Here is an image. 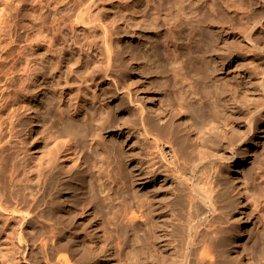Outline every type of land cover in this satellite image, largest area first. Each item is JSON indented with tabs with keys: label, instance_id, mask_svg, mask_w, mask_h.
I'll use <instances>...</instances> for the list:
<instances>
[{
	"label": "rangeland",
	"instance_id": "374dc122",
	"mask_svg": "<svg viewBox=\"0 0 264 264\" xmlns=\"http://www.w3.org/2000/svg\"><path fill=\"white\" fill-rule=\"evenodd\" d=\"M87 1L88 0H0V98L2 97L3 94L5 97L9 96L11 98L9 108L12 109L11 111H7L5 113L6 122H5V127L3 129V132L5 135L9 134V130L11 126L10 120L13 119L14 125L16 128L15 129L16 131L14 130L15 132L12 137L13 142L16 143L19 141L17 150L22 151V155L24 156H21V157L25 161V165L30 167V171H29L30 179H31L33 186L36 185L35 186L36 188H38L37 184L39 180V173H42L43 171L48 172L49 170L48 171L46 170L51 164L53 165L58 164L60 167L63 165L64 167V168L62 167L64 169L63 174L65 170L68 171L62 177L63 178L62 180L64 181L62 182L60 181L61 179L59 180L56 179V182L57 181L58 182L55 184L57 185L54 184L52 188L50 189L49 193L47 194V196L44 198L43 205L41 207L45 213L44 217L38 216L37 218H35L33 222L29 224H20V223H17L16 220L12 216H6V214L0 213V264H37V263L56 264L55 256L52 255V259L54 260L51 259L50 260L51 263H50L47 261L45 253L47 250L46 248H48L49 246L55 247L58 245L59 246L63 245L61 253L64 254L63 251L65 252L64 255H67L68 258L72 260L73 263L70 260L71 264H160L161 262H163L164 264L170 259H171L169 261L170 264H173L174 260H176L177 262L180 261L182 262L181 264H183V261H181V259L183 257L182 254L184 253L183 251L184 246L182 249L181 246L183 244L182 243L183 239L181 240V238H183L182 235L185 232V229H186L185 227L187 226V224L192 218V217H187V216H192V213L187 212L189 210H190L189 212H191V209L188 205L190 204V202H188L189 201L188 198L190 197L189 196L190 194L188 193L189 190L185 189L184 186L182 187V185H180L179 182H177L179 181L178 179L176 180L172 179L174 178V176H172L173 173L171 172L168 174H166V172L163 173L164 175H167V176H164V175L161 176L160 173L153 175V177L149 178L148 182L146 181L144 182L143 180H139V181L137 180L139 183L138 182L136 183L135 181H133L132 175L130 176V174H132L133 172L134 174H138L137 172L141 173L142 170L145 171L146 166H147L146 165L147 164L146 154L148 152L144 153L143 150L148 151L145 149H150L152 147V144H149L150 142L146 143L148 141L147 138H144L143 140L141 139L143 137H146V135L144 134L145 133L144 126L141 125L142 124L141 120L143 117L141 114L142 113L141 108H145L147 112L149 111V113L152 112L151 114L153 117L155 116L153 115L155 113L156 114L155 118L157 119H161V116H165V117L167 116V119H168L170 117V114H172V111H173L171 108L174 109L175 107L176 111L179 110V107H176L179 105L177 100L180 99L179 102L182 100L183 101L187 100L186 98H188L190 94L194 96V92H195V94L196 93L198 94H196L194 97L190 96V98H188V100L189 99L190 100L189 101L187 100V101L191 102L194 99L192 101L193 103L191 102V108L193 109V107L195 108L197 107V109L194 108L193 112H195V110L198 111L202 109L200 110V113H201V111H204V106H205V104L203 105L204 103L203 100L205 98H202V97L206 94L207 97L206 95L204 97H206V100H209L208 104L209 105L211 104L210 105L211 111L216 112L217 110H220L222 114L224 115V117H222V115H220L221 117L220 116H217V117L214 116V117L220 118V119L224 118L223 120L225 122L222 119L221 120L224 123L220 121V119H216L217 121L214 120L213 115L215 113L213 115L207 116L205 115L206 113L203 114L205 112L204 111L203 113L200 114V115L203 114L202 115L203 118L206 119L208 117L207 119H209L212 116L211 117L212 119L210 118L209 121L210 120L213 122L220 121L221 123L220 124L218 122L215 125L214 124L211 125V123H213L211 122L209 125H211L210 127H212L211 129L212 131L210 130V127L206 130L205 128L208 125L207 119L203 120L201 118L204 122L207 121V123H204L203 121H201L200 123V121H198V118H197V122L199 124L196 122L195 125L191 126V124L189 125L188 124L189 122L185 118L182 117V114L179 112L180 111L179 110L177 111V113L179 112L177 119L179 120L182 119L180 120V122L182 121L181 122L182 124L183 122H185L186 126L185 124L183 125L184 130L187 127V130L191 129V132H192L191 133L189 130L188 131L185 130L184 133L182 132L181 134L190 135L192 136L191 137L192 139L193 137H195L193 139L194 141L192 140V143L195 144L196 142L197 145L195 144L194 147H196L197 152L201 150L203 151L204 148L205 149L203 152H206V151L210 152L209 150L211 149L210 145H207L205 142L204 143L209 148L205 147V145L201 146L202 144H204L203 140L200 141V139H203V138L199 136L200 135L199 130L202 128L206 130V131L203 130V132L204 133L206 132L207 136L211 135L213 137L218 136L219 138H222L223 143L220 141L221 139L216 137L217 139H219L217 140V142L219 141V146L217 145L219 148L216 149L217 146L216 148L212 147V150H211L212 152L214 150L217 151L219 149L221 152L218 151V153L230 151V148H229L230 146L229 147L227 146L229 145L231 141H227V140L230 137L232 138V136H235V139H231L233 142L234 140H236L235 143L242 141L244 135L248 132V130L246 129L248 128L246 127L247 124H245L247 123L246 122L247 116L251 114L252 112H255L256 109L259 108L258 107L260 106L259 104H261V106L264 104V101H263L264 99L261 97V96H264V91H263L264 87L262 88L261 86V83H262L261 81L264 82V71H263L264 70L263 69L264 68V54H263L264 53V0H94L95 2L94 1H93L94 3L92 2L93 4L91 5L90 12L85 13L83 16H81L80 11L83 8V6H85ZM106 29L108 32H106ZM247 37H249L251 40L248 39ZM253 40H255V42ZM205 43L207 44V46ZM49 44L52 45V48H49ZM110 45L112 49L114 50L113 53L117 54V51L119 50L118 51L119 53L117 54L118 58L115 57L116 55L112 53L113 59L111 60V65H113L114 67L112 66L111 72L110 71L106 72L107 70L103 72V70L106 69V65H107L106 63L108 62V59H109L108 58L109 56L108 46ZM209 46H211L212 49L214 48L217 54L214 53L215 52L214 49L212 53V49ZM205 47H206V50H205ZM251 47L253 49H251ZM198 49L200 50L201 53L199 52ZM221 49L225 51L226 57L224 55V51H222ZM207 50L209 52H207ZM220 50H221V53L223 54L219 52ZM257 50H259V52ZM120 52L122 54H120ZM218 52L219 54H221V57L220 55H218ZM185 53L186 54L188 53L187 56ZM191 53L192 54L195 53V56L194 54L190 55ZM202 53H207V54H203L205 56H203L200 60H203L204 63L208 64V67L207 66L206 67L209 69L204 67L205 65L202 63L203 61L200 62L199 60L200 56L197 57V54L201 55ZM119 54L121 56H119ZM182 56H183V60H181L182 58H180ZM116 58L117 60H115ZM163 58H165L166 60L164 59V61H162ZM188 60H190L191 63ZM207 60L209 62H206ZM168 61H170L171 63ZM179 61L180 62L182 61L183 63L178 64ZM192 61L194 64L197 63L196 65L197 67L201 64V68H203V70L205 71L207 70L208 71V72L206 71L207 73H211L212 71L211 76L210 74L208 75L203 70H201L200 76L199 75L196 76L197 71H198L197 74H199L200 70L198 69H200V67L197 68L194 64H192ZM161 62H162V65H160ZM164 62H167V63H164ZM188 62L190 64H188ZM173 63L176 65H174ZM184 63L190 66L187 65V67H185ZM166 64H167V67H164L166 66ZM168 64L171 66V68H169L170 66L168 67ZM177 64L183 65L182 68L181 66H177ZM173 66L174 67L176 66L175 69L178 72V74L180 73V75L176 74L175 69L173 70L174 68ZM162 67L164 68L161 69ZM194 67L197 69H194ZM168 68L171 70H168ZM183 68H186L185 69L186 71ZM191 68L195 70V71L193 70L194 73H192L193 71ZM260 70L262 72H258ZM182 71H184L183 75L185 76V78L182 75ZM202 71L205 72L204 74L206 76L208 77L210 76L209 81L207 80L208 77L204 76V78H206L208 82H206V80L203 77H201V74L203 73ZM213 72L215 73L213 74ZM106 73H108L109 75L113 74L109 76L110 78L108 79V81H107L108 74ZM191 73L193 74L192 77H191ZM8 74H9V77L14 78L13 82L10 84L11 86L10 90H6V87L9 84H6L5 78ZM100 74L102 75L103 81L100 78L101 77ZM94 75L96 76V78L95 77L93 78ZM114 75H116L115 76L116 78L118 75H121V76H119L118 77L119 79L117 78L118 79L117 80L115 77H113ZM123 75L124 77H122ZM162 75L165 77L164 79ZM179 76L180 78H184L182 79V81L185 80L186 82L188 81L186 78L192 79V81L190 80V82L191 84L193 83L194 84L193 86L191 84L190 85L196 89L189 87L190 82L186 83L183 81V83H181L182 81L178 80L180 78H177ZM196 77L197 78L199 77V78L197 79ZM176 78L180 82L176 81ZM216 78H219V79L217 80ZM91 79H93V81ZM142 79L144 81H142ZM200 79L203 81H200ZM111 80H113V83H114V84L112 83L113 85H111V82H112ZM119 80L121 81L119 82ZM196 80L198 81L196 82V84L198 83L197 84L198 86L194 82ZM135 81L136 82L138 81V83H136ZM164 81L166 82V84L168 83V85H170L167 87H170L171 89L175 87L176 89L174 88L171 90L170 88L166 87L165 83L163 84L160 83ZM215 81L216 83H214ZM115 82L117 84L119 82V86L115 84ZM124 82L126 83V85ZM127 82L128 84L130 83L131 85L134 82L133 83L134 85L131 86L132 88L129 87L130 84L127 85ZM158 82L160 85L162 84L161 86L163 87L165 85V92L163 91L164 90L163 87H161L158 90V88L156 87L158 86ZM201 82L204 84L206 83V87H204V84H202ZM212 82L214 83V85L217 84V86L218 85L223 86V89H224V85L226 84L228 87L225 85L226 90L225 89L224 90L227 91V94H225L226 92L223 91L221 86H219V88L221 87L220 88L221 90L218 89L220 91H218L217 89L215 90L217 86L216 85L214 86ZM255 82L258 84V86L257 84H255ZM120 83L121 84L124 83L123 84L124 86L120 85ZM135 83L137 85H135ZM153 83L155 85H153ZM171 83L172 85L176 83L175 84L176 86L171 87ZM179 83L181 84L180 87L178 86L180 85ZM239 83L240 84L242 83L241 84L242 86L239 85V86H236L237 88L234 87L235 89L232 88L233 86L238 85ZM200 84L201 86L204 87V88L202 87L203 89L201 88V86H199ZM229 84L233 86L229 87ZM93 85L94 86L96 85L95 86L96 90L94 89V91L92 89V88H95ZM108 85L111 87L113 86V87L111 88ZM114 85H115V90H117V92L115 90H112L114 89ZM102 86H105V87H102ZM125 86H127L126 87L127 90L125 89ZM128 87L130 89H128ZM145 87H147V89ZM100 88L102 89V91H104V94ZM119 88H122V89H119ZM148 88L150 89L148 90ZM197 88H198V92H197ZM228 88L229 90H227ZM230 88H232L233 91ZM134 89H135V92L133 93V91L131 90H134ZM199 89H201L200 90L201 93L199 92ZM124 90L128 91V98L126 97L127 95L125 94L127 92ZM185 90H187L188 95L186 94ZM191 90H194V91L191 92ZM205 90L208 92H206ZM209 90L211 91L215 90V92L212 91L213 92L212 94V92ZM110 91L111 93H114V94L112 95ZM168 91L169 92L171 91L172 93V94L170 93L171 95L168 94L169 96L166 95ZM176 91H177V95H176ZM181 91H183L182 94H186L187 96L186 98H184L185 95H182L181 97L179 96V93L181 94ZM221 91L223 92L221 93ZM108 92L110 93V95L108 94ZM244 92L245 94H243ZM95 93L96 95H98L97 99L101 100V102L103 101L102 102L103 104L99 100L95 101L97 97ZM129 93L132 99L130 98ZM215 93L217 94V96L219 93L221 97L219 95L217 98V96H215L216 95ZM105 94H107L110 97H106L107 95L105 96ZM209 94L210 95L212 94L213 96L210 97ZM121 95H122V98L126 97V100L124 99L125 102L127 103L129 102L130 104L129 103L128 104L126 103V105L123 104L125 102H123V100L121 101L122 99ZM240 95H242L241 97L243 99L246 98L247 100L245 99L246 100L245 101L242 98H240ZM147 96H149L150 98ZM172 96L176 99L177 102L174 100V98H172ZM208 96L209 98H211L212 101L208 99ZM136 97H138L139 99L141 97L144 100L140 99L138 101V99H135ZM146 97L148 99H146ZM162 97H165L167 99L169 98V100L167 101V99L163 98L164 100H166L164 101L162 100ZM182 97L183 99H181ZM212 97H214V100ZM151 98H153V100ZM252 98L253 99L255 98V101L257 100L256 102H258L259 104L257 103L258 105L256 104L254 105V102H255L254 100H252L253 103H251ZM259 98L261 99L260 101H258ZM127 99L129 100L127 101ZM215 99L217 103L215 102ZM224 99H227V101L229 102L225 101ZM239 99L240 100L242 99L241 101L243 104H241V101ZM248 99H249V102L247 103ZM93 100L95 101V103L93 102ZM198 100H200V102ZM218 100L219 102L220 101L224 102V104L221 102L219 103ZM104 101H106L105 104H104ZM118 101H120L122 105H119L120 102L119 104H117ZM136 101L141 102V103H138ZM169 101H172L173 103L171 102L172 103L171 104L169 103ZM132 102H136V104L137 103L140 104L141 107L140 106L138 107V105H136L135 103L133 105ZM160 102L162 103L160 104ZM165 102L166 103L168 102L169 104L167 103V106H166ZM245 102L248 104L246 105L249 107L247 109H246L247 106H245ZM142 103L145 107H143ZM238 103L241 104V107H239L240 105ZM107 104L109 105L108 108H107L108 106ZM170 104L171 105L175 104V105L173 107ZM212 104L214 105L212 106ZM216 104L219 107H221L222 104L223 105L228 104L231 107L229 106V109H228V107H226L228 105H225L224 106L225 112H223L224 111L222 108L223 106L221 107V109L223 110L222 111L219 107H218L219 109H216L217 108ZM218 104H221V105H218ZM103 105H104V108H103ZM135 105L139 109L137 108L135 109L134 107ZM146 105H148L149 108ZM161 105L162 107L164 106L163 110H161L162 109ZM242 105H244L243 107L245 108H242ZM253 106L255 107L257 106V108ZM110 107L111 109H109ZM165 107L167 108L166 109L167 111L164 110ZM205 107L207 108L206 110L208 111L206 112L208 113L209 106H205ZM113 108L117 110L114 112ZM212 108L213 109L215 108L214 109L215 111H213ZM105 109L109 110L108 114L105 113L108 111V110L105 111ZM129 109H131L130 113H129ZM150 109H152L153 111L152 110L150 111ZM249 109L250 110L254 109V110L250 111ZM110 110H112L111 113H110ZM132 110L134 112H132ZM138 110H141V113ZM159 110H161L164 114L165 113L166 114L164 115L161 112V115H160ZM220 111H217L218 112L217 114H220L221 113ZM135 112L138 113V115L137 114L135 115L136 119L135 117H133V114H135ZM245 112H248V114H246ZM10 113L12 114V117L9 116ZM128 113L129 115L131 114L130 116L132 117H130ZM226 113L229 114L228 117ZM243 113H245L246 115ZM260 113L261 114L259 116H262V117H260V120L258 118L259 116L257 117L258 118L256 120L257 122L255 121V125H254L256 128L253 134L247 140H245L244 142H240V145H238V148L240 147V150H244V152L241 151L238 157L234 159L233 161H224L222 162L223 164L221 163L220 168L218 167V173L216 174V177H214L217 179V180L215 179L216 181L213 178V174L211 175L210 173L209 174L210 176L208 175L206 176L205 174L204 177L206 178V180L203 178L205 181L201 180L200 182V186H202L203 184L202 186L203 188L207 187L204 185H209V180L211 177L213 178L214 182H216V184L223 182L222 184H219V185H216L214 183V186L215 188H217V190H219L218 188H221L220 186L222 185L223 191L224 192H226L225 190L228 191L227 194L225 193L226 195L224 194L225 198H223L224 196L220 197L221 200L220 198H218V200L221 202L219 203L220 206L225 201V200L224 201L222 200L226 199V196L229 193H230L229 197L231 198L227 197L226 201L234 197L233 201L228 200L234 204L230 202L229 204H227L228 202L225 201L226 203L224 202V205L226 204L227 206L225 208L223 207V205L221 206L224 209L223 210L221 208L223 212H219L221 214L220 218L221 219L224 218V220L222 219L223 220L222 222H219L221 219L218 218L220 216V214L218 213L217 215L219 216L215 215L214 216L215 218L213 217L215 222H217V224L213 222V218L211 219L213 223L211 222L212 224L210 225V229L214 227L212 226L214 224H215L214 228L216 229L212 228L211 231H214L216 233L217 230L220 228L219 230L221 231H218L217 233V235L219 234L218 236L220 239L218 237H215L217 235L214 232H213V236L215 235L214 239L213 237H211V239H209L210 241L207 240L208 237H205V233H203L204 235H201L198 239L200 240L199 242H201L203 240V239H200L202 236L207 238V239L204 238L206 241L203 240L205 242L202 241L201 243L206 244V242H208L206 244L207 247L205 246V244L203 245L206 248H208V251L210 250L209 251L210 255L212 251L213 252L212 254L214 256L213 257L211 255L212 257L211 258L209 255L210 258L206 257L207 259H205L206 261L208 259H212L214 261L212 260L211 261L214 263H211L210 260H208L207 262L204 260L205 262L204 264H207V263L216 264V262L218 261H220L218 262V264H264V186H263L264 184L263 185H261L262 183L259 184L261 185V187H259L258 185V188L257 186H255L256 184L250 185L251 189L253 190V192L251 190V194H253L254 192L256 193L251 197L250 196L247 197V193H245L246 189L244 188L247 185L246 181L248 178H250L249 181H252L253 177L254 178L256 177L257 175L256 172H258L257 167L264 168V160L258 158V156L259 157L261 156V158L264 159V109ZM102 114H103V118L101 119L103 121L100 119V117H102ZM158 114L160 115V117H158ZM242 114L245 118V119L243 118L244 121L243 119L241 120V117H243L241 116ZM107 115L109 116V118L107 119L108 121L105 119V117L107 118ZM114 115H117V116H115L114 118ZM70 116L73 119H71ZM127 116L130 117V119ZM229 116H230V119H229ZM237 116L238 117L241 116V117L238 118ZM111 117H113L116 120L114 121V119L113 118L111 119ZM116 117L118 118V120ZM121 117L124 119L127 118V120L122 119V122H121ZM68 118L71 121L73 120L72 121L73 123L75 122L76 119L78 120V121L76 120L77 122L76 132L77 133H74L75 131H73V133L68 132L67 134V132L66 133L62 132L60 134L61 132L60 129L63 128L67 122H69ZM132 119H135L136 121L138 120L141 123L138 121L136 122L134 120L136 124L135 126V124L133 123L134 121ZM167 119L164 118V120H167ZM31 120H34L35 122V126H34L35 129L32 133L28 131V129L31 127V124H30ZM110 120L111 121L113 120V121L111 122ZM119 120L120 122H118ZM227 120L228 122L226 123ZM123 121H126L127 124ZM130 121L131 122L133 121L131 124H134L133 125L134 127H131V125L128 124V122L130 123ZM122 123L124 126L122 125ZM137 123L140 124V126L139 125L137 126ZM100 124L102 126L104 124L105 125L107 124V125L106 126L104 125V128H102ZM197 124L199 126H197ZM200 124H201V127L205 124L207 125L201 128ZM222 124L225 126V128ZM226 124L228 125V127L226 126ZM79 125L80 127H78ZM229 125H231V128L229 127ZM99 126L100 128H102V130H99L100 129ZM107 126H109L111 129L110 128L107 129ZM194 126L195 127L197 126L196 128H198V130L195 129ZM215 126L217 129L218 128L220 129L216 130ZM232 126L233 127L235 126L234 128L236 130H234ZM155 129L153 131L154 133L157 130ZM225 129L226 131H224ZM237 129L238 131L243 129L241 130V132L244 131L245 129L246 132L245 131L243 132L245 133L244 135L243 133L241 134L240 132H238L239 136H237L238 134L234 133L235 131L237 132ZM140 130L141 131L144 130V131L140 132ZM213 130L216 133V134L215 133L213 134L216 136L212 134ZM233 130L234 132H231ZM207 131H209L211 134ZM217 131L219 132V134H217ZM221 131H224V133ZM100 132L101 133L103 132L102 135L100 134ZM158 132H160V130L156 131V133ZM226 132L227 134L232 133L233 135L232 134H231L232 136L229 134L226 135ZM15 133L17 135H15ZM142 134L144 135L142 136ZM196 134L198 135L199 138L196 137L197 136ZM204 135L205 134H203V136ZM222 136H224V138ZM7 137H9V135ZM186 137H184L183 139L187 140ZM225 138L226 140H224ZM137 139L140 144L142 143V141H144L142 143L144 147H141L142 144L140 145L137 142ZM186 140H184V142ZM200 142H202V144ZM223 144L226 146H224ZM167 146H166V151L169 150L168 152H170V147H167ZM223 146L227 147L226 150L225 148L224 149L222 148ZM121 148L122 150H124L123 152ZM207 148L209 150H206ZM107 149H110V150H107ZM119 149L121 150V153ZM139 149L144 154H140ZM111 150H112L111 152L112 155L110 154ZM135 150L139 152L135 153ZM118 152L120 155H117V156L114 155V154H118ZM123 153L125 155H122ZM128 153L129 155H127ZM131 153L133 155L135 154L134 157ZM136 154L137 155L139 154L140 157L144 156L143 157L144 162L142 161V157L140 158L138 156L139 157L138 158ZM109 156H110V159L115 156L113 159L110 160L111 163L113 162L112 165L114 169H112V165L110 166L111 163L110 162H109L110 164L108 163ZM105 157L106 159L104 161L103 158ZM117 157L118 159L120 158L119 161H117L118 160ZM124 157H127L128 159L125 160ZM256 157L257 159L262 160L263 164L261 161L258 162V160L254 159ZM121 158L122 160L125 161L126 164H124V161L123 162L121 161ZM80 159H82L81 162H80ZM86 159L88 160V162H86ZM152 161L154 162L156 161V159L154 158ZM104 162L107 163L110 167ZM253 162H256L257 166L254 165ZM120 163H122L123 165L120 166L121 165ZM162 164L163 166H165L164 163ZM224 164H226V166ZM104 165L107 167H103ZM125 165L126 166L128 165L127 166L128 168ZM52 166L50 167V169L52 168ZM101 167L104 170L99 169ZM124 167L125 169L128 170V173L126 172L127 170H125ZM74 168H76L77 170ZM139 168H142V170H140ZM251 168H254L252 169L253 174L250 173L252 171ZM121 169L123 171H121ZM219 169L220 171L223 170L226 178L224 177L222 171L221 173H219L220 172ZM78 170L80 174L79 173L77 174ZM82 171L83 173H81ZM100 171H102L101 172L102 175L101 173H99ZM119 171H120V174L122 173V175L119 174ZM85 172L87 173L85 174ZM123 172L124 174L126 173V175H123ZM115 173L118 175H115ZM96 174L97 175L100 174L98 175L99 177ZM219 174H220V177H219ZM248 174L251 176L249 177ZM119 175L121 178L119 177ZM217 175H218V178H217ZM125 176L127 177L125 178ZM66 177L68 178L65 180ZM122 177L124 179H122ZM164 177H167V178L164 179ZM22 178H23V170L22 168H20L16 175L15 181L13 182V185L11 184L10 176H8L7 182L9 183V186L11 188L13 187L17 188L16 191H20L24 196H26V201L31 203L32 198H33L31 193L25 190H19L20 186L23 184V182L21 181ZM131 178L134 183L130 180ZM222 179L224 180L222 181ZM243 180H245V183ZM119 181L121 183L124 181L123 185L126 184L130 186V188L128 187L125 188L124 186V190H123V185H121ZM141 181L143 184L141 183ZM202 181H204V183ZM224 181H225V184H224ZM174 182H176L177 185L171 184ZM226 182L230 183L231 185L230 191L233 193L229 192L228 188L230 185L229 184L227 185ZM118 183H120L121 186H119ZM160 183L163 185H161ZM168 184H171L172 186ZM99 185H101L102 189H104L103 190L104 192L102 191ZM159 185L161 186V188L163 187L162 190H160ZM167 185L169 188L171 187L172 189L170 188L171 190H169ZM178 185L181 186L182 188L179 187ZM54 186L55 188H53ZM59 186L60 187L62 186L61 187L62 189ZM164 186L166 187L167 190L164 189ZM173 186H177L179 188H175ZM254 186L256 187L255 189H254ZM111 187L113 188L111 189ZM155 187L156 189H154ZM134 188L137 190H134ZM157 188L159 190H157ZM126 189L128 190L125 191ZM173 189L174 191L175 190L177 191V189H180L181 191L183 189L181 191V192L184 191L182 193L183 195L181 196V200L183 202L187 198L188 204L186 203L185 205L187 206L185 207V205L183 206L185 201L183 203L180 201L179 205L182 203L184 210L182 206L178 207L179 206L178 204L172 205V206H175V208L170 206L175 211L173 209L171 210V208L169 207V205H171V203H169V200H171V196L173 197L174 193H176V191L174 192ZM222 189H220V191H222ZM91 190L93 191V193ZM34 191H36V189H34ZM129 191L131 192V194ZM135 191H137L136 195L134 194ZM148 191L149 193H151V194H148L150 195L149 197L148 195H146ZM126 192L129 194H127ZM95 193H98V194H95ZM185 193H188L189 195L187 196ZM104 194H105V197H104ZM107 194L108 195L110 194L108 197L112 196L110 198L112 201L110 199H107L108 198ZM132 194H134L135 196ZM245 194L246 196H244ZM98 195H99V198L97 197ZM93 196L95 199L93 198ZM151 196L154 198L153 200H151L152 199ZM161 196L163 198L164 197L167 198L168 196L170 197L169 199L167 198V200L163 199L164 200L163 202L166 201L165 202L166 204L163 203L160 206L163 209L160 207L159 208L153 207L154 209H150L148 208L149 205L148 207L145 206L149 204L150 201L155 203L156 198L160 197L162 200ZM249 197L250 199H248ZM105 198L106 200H104ZM145 198L147 199L145 200ZM108 200L111 202H109ZM126 200H130L128 201L129 202L128 205L125 204L127 202ZM132 200L133 201L135 200V201L133 202ZM137 200H138V203H137ZM139 200L141 204L139 203ZM141 200L143 204L145 201L147 202V204L143 205ZM104 203L105 205H103ZM130 203L133 205L130 206L129 205ZM124 204L127 206H124ZM230 204H232V207L229 206V208L226 209L228 205ZM136 205H137V208H136ZM138 205L139 206L141 205V207H139ZM219 205H217L218 208H220ZM233 205L235 207H233ZM107 206L108 207L110 206L112 208L110 207L108 208ZM176 206L180 209H176ZM126 207L127 209L130 207L129 213ZM164 208H166V210ZM221 209H218V210L222 211ZM118 210L121 213H119ZM124 210L127 212H124ZM152 210L153 212L157 211L158 213L155 214L156 212H154L153 214ZM180 210L183 211L184 214L181 213ZM178 211L181 213V216L183 214L186 218L184 216H183L184 218L182 219L178 218V217H181L177 215L179 213ZM224 211L228 212V214H226V212ZM97 212H99L101 216ZM122 212H124V214L126 213L125 215L129 217L128 219L130 220V223H128L129 220L127 219L126 216L122 218L124 215ZM114 213H118V214H114ZM97 214L99 216H97ZM148 214L149 216L150 214L151 216L153 215L152 217L150 216L151 219L153 218L161 222L160 223L161 225L158 222V226H162V225L165 226L163 227L166 229V232L164 233L166 235L163 237H167V238H163L162 236H160L161 232L159 230H162L161 229L162 227H160V229L158 230L157 229L158 226L153 227L154 224L151 226L153 219L151 220L150 217L148 216H146L145 218V215H148ZM187 214H191V215H187ZM60 215H62L61 217L65 219L62 221V223L56 224L55 223L57 221L56 217ZM114 215H116L115 218H114ZM132 215H136L137 218L133 219ZM172 215H175V216L173 217ZM157 216H159L160 218ZM166 216L169 219L170 218L173 219L176 217V219L178 218V220L174 221L176 219H173V221H170V220H167ZM120 217L122 220L120 219ZM111 218L116 219V224L118 223L117 222L118 220L121 223L122 222L124 223L126 221V223L124 224L126 226L129 225V227L128 228L125 227L126 228V231H125L123 223L122 224L118 223L116 225L114 223L115 220H112ZM161 218H164V219H161ZM146 219L148 220L150 219L149 220L150 222L148 223V220L147 222H145ZM159 219H161L162 221ZM142 220L144 222H142ZM184 220L188 223H186ZM44 221L49 222V223L50 222L55 223L56 226L46 225L44 224ZM168 221L169 223H167ZM162 222L163 223L165 222L166 224H163ZM171 222H173V224L175 222L177 223V225L181 224L179 227H177V229L178 228L181 229L182 227H184L182 228L183 231H180V233L183 232V234L179 235L178 233L179 229H178L176 236L179 235V237L178 236H177L178 238L175 237L176 240L181 242V244L178 241H175L174 237H171V236L169 237L168 235L169 233L167 232V230L171 231L170 229H172V225H173ZM184 222H185V225L182 224ZM220 223H221V226H224V227H221ZM167 224L168 226L166 227ZM119 225L121 226L119 227ZM130 225L132 226V230H131L132 232H129L131 229ZM216 225L219 226L218 229ZM226 225L227 226L233 225V227L230 226L232 228L231 229L232 233L230 231V228H228L229 226L226 227ZM144 227L145 228L148 227V228L145 229ZM149 228H151L153 231ZM227 228L229 229L230 233H228ZM222 229L223 231H225V229L227 230L223 232ZM154 230H155V233H154ZM149 231H152L151 232L152 234H149L148 233ZM21 232L24 233L25 241L20 240L19 236ZM145 232L148 234H146ZM143 234L144 235L146 234L145 235L146 238H147V235L148 237L149 235L150 236L154 235L153 237H155V234H156V237L159 235L160 238L162 237L163 239H160L159 237H157L158 239H160L157 241V238L154 240L153 237L152 238L149 237L148 238L149 240L147 239L148 241L147 243L149 244L146 243V245H144L146 238L143 236ZM228 234L230 235V237ZM60 236L62 239L60 238ZM228 237L230 240L227 239ZM127 239L129 240L128 242L129 244H127V241H128ZM152 239L154 240V242H156L155 244L152 242L153 241ZM215 239L216 241L217 240L218 241L216 242ZM225 239L229 241L228 244H226L228 246L224 245L225 243H227ZM167 240L169 242L168 245H170L171 247L173 246L175 248H171L170 246H168L167 243H165L167 242ZM223 240H225L224 241L225 243L222 242ZM211 241L212 242L214 241L213 242L214 244L211 243V245H214V246L216 245V248L211 245H208L209 242ZM175 242H177V244H179V247L181 248L178 249V245ZM215 242L216 243L219 242L218 243L219 246ZM124 243H126V246ZM142 243L144 246L141 245ZM160 243L162 244L160 245ZM174 243L177 245V247ZM201 243L199 244L200 246H202ZM220 243H221V246H220ZM88 244L90 247L88 246ZM93 244L94 246L92 247L91 245ZM150 244L152 246L154 245V249L155 248L156 249L154 250ZM222 245L224 247H222ZM44 246L46 248H44ZM140 246L144 247V250H145L144 253H146V256L147 254H151V251L153 253V250H154V254L148 255L145 258L143 251L140 250L141 249ZM146 246H148V249L146 248ZM166 246L168 247L164 249V247ZM208 246H211V247H208ZM69 247L71 248L69 249ZM122 247H123V251H121ZM150 247H152L151 248L152 250L150 249ZM103 248L105 251L103 250ZM210 248H213V249L211 250ZM214 248L218 251V254H221L220 255L221 257L219 256L220 260L218 256H216L217 253H215L216 250ZM89 249L91 250V252H89ZM159 249L160 250L162 249L161 250L162 252ZM176 249H177V252H176ZM222 249L224 250V252ZM99 250L103 251V254ZM180 250H182L183 253L182 251L180 252ZM219 250L222 253L221 252L219 253ZM155 251L158 253L155 254L156 253ZM169 251L173 255H177L178 257H179L178 252L182 253L181 254L182 257L181 256H180L181 258L180 257L176 258V256L173 257ZM95 253H101V254H95ZM83 254L84 256H82ZM44 255H45V258H44ZM155 255H157L156 256L157 259L152 258V257H155ZM161 255L162 256L164 255L163 258H161L162 257ZM150 256L152 257L150 258ZM148 257L150 258V260ZM158 257L160 258L158 259ZM168 257L170 259H168ZM28 259L29 261H25ZM37 259H39L41 262ZM177 259H180V260H177ZM177 262H175L174 264H178Z\"/></svg>",
	"mask_w": 264,
	"mask_h": 264
},
{
	"label": "bare ground",
	"instance_id": "6f19581e",
	"mask_svg": "<svg viewBox=\"0 0 264 264\" xmlns=\"http://www.w3.org/2000/svg\"><path fill=\"white\" fill-rule=\"evenodd\" d=\"M94 0H88L87 2H86V4H85V6H83V8L81 9V11H80V15L81 16H83L85 13H89L90 12V9H91V5L95 2H93ZM93 2V3H92ZM254 29V28H253ZM106 32H108L107 31V29H106ZM249 32V31H248ZM247 34V33H246ZM249 37H250V35H249ZM249 37H247L248 39H250ZM251 38H253V37H251ZM251 40V39H250ZM205 41V40H204ZM254 42H255V40H253ZM50 42V41H49ZM250 42V41H249ZM203 43V42H202ZM252 43V42H251ZM206 44V43H205ZM258 45V44H257ZM204 46V45H203ZM206 46H207V44H206ZM200 47V46H199ZM209 47H211V46H209ZM49 48H52V45L51 44H49ZM192 48V47H191ZM190 48V49H191ZM201 48V47H200ZM203 49V48H202ZM208 49V48H207ZM211 49H212V47H211ZM214 49V48H213ZM213 49H212V53H213ZM251 49H253L252 47H251ZM257 49V48H256ZM195 50V49H194ZM199 50V49H198ZM205 50H206V47H205ZM222 50V49H221ZM221 50L219 51L220 53H221ZM260 50V49H259ZM259 50H257L258 52H259ZM108 51H109V56H108V62L105 64L106 65V69H104L103 70V72L105 71V70H107L106 72H108V71H110L111 72V68H112V66L113 65H111V60L113 59L112 58V53L114 52V50L112 49V47H111V45L110 46H108ZM119 51V50H118ZM117 51V54L119 53ZM196 51H197V49H196ZM196 51H195V53H196ZM204 51V50H203ZM214 51H215V49H214ZM222 51H224V50H222ZM253 51V50H252ZM261 51V50H260ZM187 52V51H186ZM191 52H193V51H191ZM199 52H200V50H199ZM206 52V51H205ZM207 52H209L208 50H207ZM219 52H218V55H220V57H221V54H223V53H221V54H219ZM256 52V51H255ZM182 53V52H181ZM195 53H193L194 54V56H195ZM198 53V52H197ZM201 53V52H200ZM199 53V54H200ZM214 53H216V51L214 52ZM263 53V52H262ZM113 54H115V53H113ZM117 54H115L116 56L115 57H117L118 58V56H117ZM120 54H122L121 52H120ZM119 54V56H121ZM186 54V53H185ZM188 54V53H187ZM187 54H186V56H187ZM192 53L190 54V55H193ZM199 54H197V57H199L200 56V58H199V60L203 57V56H205V55H203V54H207V53H202L201 55H199ZM217 54V53H216ZM226 54H227V52H226ZM264 54V53H263ZM181 55V54H180ZM211 55V54H210ZM224 55H225V51H224ZM224 55H222V56H224ZM229 55V54H228ZM193 56V57H194ZM191 57V56H190ZM207 57V56H206ZM210 57V56H209ZM209 57H208V59H209ZM214 57V56H213ZM225 57H226V55H225ZM117 58L115 59V60H117ZM180 58H182L181 60H183V56L182 57H180ZM215 58V57H214ZM164 59L165 58H163L162 59V61H164ZM188 59H190V58H188ZM223 59H224V57H223ZM166 60V59H165ZM192 60H193V58H192ZM212 60V59H211ZM188 61H190V60H188ZM196 61H197V59H196ZM203 60H200V62H202ZM168 62H170V61H168ZM199 62V61H198ZM206 62H209L208 60L206 61ZM164 63H167V62H164ZM171 63V62H170ZM179 63H183L182 61L180 62H178V64ZM190 63H191V61H190ZM189 62H188V64H190ZM205 66L204 67H208V64H206V63H204V61L202 62ZM116 64V63H115ZM174 64V63H173ZM177 64V66H181V68H182V66L183 65H178ZM188 64H185L184 63V65H185V67H187V65ZM192 64H194L193 63V61H192ZM192 64H191V66H192ZM199 64V63H198ZM160 65H162V62L160 63ZM174 65H176V64H174ZM195 66L197 65V63H195L194 64ZM170 65L168 64V67H169ZM188 66H190V65H188ZM203 66V65H202ZM114 67V66H113ZM161 67V66H160ZM164 67H167V64H166V66H164ZM164 67H162L161 69H163ZM174 67V66H173ZM172 67V68H173ZM176 67V66H175ZM175 67L173 68V70L175 69ZM197 67V66H196ZM198 67H200V69H198V70H200L199 71V74H197V72H196V76L197 75H199L200 76V72H201V70H203V68H201V64L198 66ZM197 67V68H198ZM206 67V68H207ZM169 68H171V66L169 67ZM168 68V70H171V69H169ZM178 68V67H177ZM188 68H190V67H188ZM197 68H195L194 67V69H197ZM184 70L186 69V68H183ZM183 69H181V70H183ZM192 69V71L194 70L193 68H191ZM191 69H190V71H191ZM205 69V68H204ZM207 69H209V68H207ZM260 69V68H259ZM262 69V68H261ZM264 69V68H263ZM166 70H167V68H166ZM165 70V71H166ZM180 70V69H179ZM189 70V69H188ZM115 71V70H114ZM161 71H163V70H161ZM186 71V70H185ZM195 71V70H194ZM194 71L192 72V73H194ZM203 71H205V70H203ZM202 71V72H203ZM207 71V70H206ZM205 71V72H206ZM264 71V70H263ZM158 72V71H157ZM160 72V71H159ZM171 72V71H170ZM174 72V71H173ZM175 72H176V74L177 75H180V73L178 74V72L176 71V69H175ZM174 72V73H175ZM183 72L184 71H182V75H183ZM205 72H203L202 74H204ZM208 72V71H207ZM206 72V73H207ZM258 72H262L261 70L260 71H258ZM98 73H100V72H98ZM97 73V74H98ZM113 73V72H112ZM145 73V72H144ZM150 73H152V72H150ZM191 73V77H192V74ZM211 73H212V71H211ZM211 73H207L208 75L210 74V76H211ZM215 72H213V74H214ZM104 74V73H103ZM106 74H108V73H106ZM114 74V73H113ZM113 74H110V75H113ZM127 74V73H126ZM126 74H124V75H126ZM161 74V73H160ZM159 74V75H160ZM165 74V73H164ZM167 74H168V72H167ZM166 74V75H167ZM175 74V75H176ZM189 74V73H188ZM201 74V77H203L204 78V76H206L205 74L204 75H202ZM101 75V74H100ZM109 74H108V77H107V81H108V79L110 78L109 76H110ZM124 75L122 76V77H124ZM176 75V76H177ZM190 75V74H189ZM99 76V75H98ZM116 75H114L113 77H115ZM119 76H121V75H118L117 76V78L119 77ZM172 76H174V75H172ZM184 76V75H183ZM210 76L208 77V76H206V77H208L207 78V80L209 81L210 80ZM261 76V75H260ZM96 78V76L94 75L93 76V78ZM104 77V76H103ZM121 77V78H122ZM162 77H163V79L165 78L163 75H162ZM195 77V76H194ZM101 79H102V75H101V77H100ZM116 78V77H115ZM116 78V79H117ZM120 78V79H121ZM177 78H180V76L179 77H177ZM177 78H176V81H178V80H181L182 81V79H184L185 78V76H184V78H180V79H178L177 80ZM197 78V77H196ZM195 78V79H196ZM199 78V77H198ZM197 78V79H198ZM202 78V79H203ZM13 79L14 78H12V77H9V74L6 76V78H5V80H6V84H9L7 87H6V90H10V84L13 82ZM119 79V78H118ZM117 79V80H118ZM143 79H145V78H143ZM142 79V81H144ZM172 79V78H171ZM188 81L187 82H190V80L192 81V79H190V78H186ZM205 80H206V78H204ZM203 79V80H204ZM217 80L219 79V78H216ZM259 79V78H258ZM92 81H93V79H91ZM96 80V79H95ZM117 80H115V81H117ZM203 80H201L200 79V81H203ZM204 80V81H205ZM206 80V82H208ZM260 80H261V78H260ZM263 80V79H262ZM99 81V80H98ZM101 81V80H100ZM102 81H103V79H102ZM112 82H111V85H113L114 83H113V80H111ZM121 80H119V82H120ZM139 81V80H138ZM138 81L136 82V83H138ZM146 81V80H145ZM184 82H186L185 80H183ZM183 81L181 82V83H183ZM212 81H214V80H212ZM9 82V83H8ZM119 82H118V84L115 82V84H117L118 86H119ZM126 82V81H125ZM124 82V83H125ZM129 82V81H128ZM128 82H127V85H129L128 84ZM141 82V81H140ZM172 82V81H171ZM178 82H180V81H178ZM186 82V83H187ZM195 82V84H196V82H198L197 80L196 81H194ZM218 82V81H217ZM258 82H259V80H258ZM262 83H261V86H262V88L264 87V82L263 81H261ZM105 83V82H104ZM113 83V84H112ZM122 83V82H121ZM120 83V85H122V86H124L123 84H121ZM132 83V82H131ZM134 83V82H133ZM132 83V85L130 84V86L129 87H131V86H133L134 84ZM135 83V85H137ZM152 83V82H151ZM156 83V82H155ZM160 83H165V85H166V87L167 86H170V85H168V83L166 84V82L164 81V82H160ZM170 83V82H169ZM173 83H174V81H173ZM202 83V82H201ZM213 83V82H212ZM211 83V84H212ZM214 83H216V81L214 82ZM214 83H213V85H214ZM233 83V82H232ZM232 83H230V84H232ZM95 84V83H94ZM143 84V83H142ZM141 84V85H142ZM161 84V85H162ZM176 84V83H175ZM172 85V83H171V87L172 86H176V85ZM180 84V83H179ZM191 82L189 83V87H192L193 86V84H191ZM198 84V83H197ZM196 84V85H197ZM202 84H204V83H202ZM219 84H221V83H219ZM229 84V87L231 86ZM237 84V83H236ZM242 84V83H241ZM240 83L238 84V85H235V86H231L233 89H235V88H237L236 86H239V85H241ZM253 84V83H252ZM255 84H257L256 82H255ZM97 85H98V83H97ZM125 85H126V83H125ZM153 85H155L154 83H153ZM152 85V86H153ZM157 85V84H156ZM160 84H159V82H158V86H156L157 88H158V90L161 88V87H163V86H161ZM165 85H164V92H165ZM209 85V84H208ZM213 85H211V86H213ZM216 86H217V84H215ZM214 85V86H215ZM226 85V84H225ZM225 85H224V89H225ZM94 86V85H93ZM96 86V85H95ZM94 86V87H95ZM109 86V85H108ZM107 86V87H108ZM121 86V87H122ZM179 87L181 86V84L180 85H178ZM177 86V87H178ZM198 86V85H197ZM199 86H201V84L199 85ZM219 86H221V85H218L217 86V88H215V90L217 89H220L221 87H222V89H223V86H221L220 88H219ZM227 86V85H226ZM242 86V85H241ZM257 86H258V84H257ZM260 86V85H259ZM102 87H105V86H102ZM109 87H111V86H109ZM108 87V88H109ZM113 87V86H112ZM111 87V88H112ZM127 86H125V89L127 90V88H126ZM128 87V89H130ZM155 87V86H154ZM183 87V86H182ZM203 86H201V88H202ZM204 87H206V83L204 84ZM203 87V88H204ZM228 87V86H227ZM226 87V88H227ZM235 87V88H234ZM253 87H254V85H253ZM123 88V87H122ZM122 88H119V89H122ZM132 88V87H131ZM137 88V87H136ZM142 88H144V87H142ZM146 89H147V87H145ZM167 88H170V87H167ZM175 88V87H174ZM174 88H172V89H174ZM193 89H196V88H194V87H192ZM191 88V89H192ZM202 88V89H203ZM213 88V87H212ZM211 88V89H212ZM232 88H230L232 91H233V89ZM244 88V87H243ZM243 88H242V90H243ZM93 89V91H94V89L96 90V87L95 88H92ZM101 89V88H100ZM104 89V88H103ZM124 89V88H123ZM140 89V88H139ZM145 89V90H146ZM150 88H148V90H149ZM171 89V88H170ZM169 89V90H170ZM171 89V90H172ZM176 89V88H175ZM183 89V88H182ZM182 89H180V90H182ZM185 89V88H184ZM223 89V91L224 92H226L225 94H227V91H225ZM239 89V88H238ZM106 90V89H105ZM108 90V89H107ZM110 90V89H109ZM112 90H115V85H114V89H112ZM111 90V91H112ZM126 90H124V91H126ZM141 90V89H140ZM140 90H138V91H140ZM142 90H144V89H142ZM167 90V89H166ZM189 90H190V88H189ZM200 90L201 89H199V92H200ZM207 90V89H206ZM205 90V91H206ZM215 90H212L213 92H215ZM221 90V89H220ZM220 90H218V91H220ZM227 90H229V88L227 89ZM240 90V89H239ZM261 90V89H260ZM101 91H102V89H101ZM101 91H100V93H101ZM111 91H110V93H111ZM116 92H117V90H115ZM120 91V90H119ZM123 91V92H124ZM131 91H133V93L135 92V89L134 90H131ZM137 91V90H136ZM151 91V90H150ZM162 91V92H163ZM174 91V90H173ZM177 91H178V89H177ZM177 91H176V95H177ZM186 91V94L188 95V93H187V90H185ZM192 91H194V90H191V92ZM209 91H211V90H209ZM211 91V92H212ZM223 91H221V93L223 92ZM264 91V90H263ZM10 92V91H9ZM103 92V94H104V91H102ZM121 92V91H120ZM127 93H125L126 95V97L128 98V91H126ZM159 92H161V91H159ZM163 92V93H164ZM169 92V91H168ZM167 92V94L166 95H168V94H170L171 93V91L168 93ZM190 92V91H189ZM197 92H198V88H197ZM202 92H203V90H202ZM206 92H208V91H206ZM211 92H209V93H211ZM213 92H212V94H213ZM217 92V91H216ZM262 92V91H261ZM260 92V93H261ZM99 93V92H98ZM110 93L108 92V94L110 95ZM183 93V91H181V94L179 93V96L181 97L182 95H185V97L184 98H186L187 96H186V94H182ZM201 93V92H200ZM220 93V92H219ZM218 93V96L220 95ZM230 93H231V91H230ZM235 93V92H234ZM237 93H238V91H237ZM112 95L114 94V93H111ZM117 94V93H116ZM136 94V93H135ZM147 94V93H146ZM165 94V93H164ZM164 94H163V96H164ZM172 94V93H171ZM170 94V95H171ZM174 94H175V92H174ZM173 94V95H174ZM193 94V93H192ZM196 94H198V93H196ZM195 94V92H194V96L196 95ZM203 94V93H202ZM202 94H200V95H202ZM205 94V93H204ZM208 94V93H207ZM210 95L209 94V96L211 97V96H213V95ZM216 94V93H215ZM224 94V93H223ZM229 94V93H228ZM241 94V93H240ZM243 94H245V92L243 93ZM94 95V94H93ZM95 95H96V93H95ZM94 95V96H95ZM107 94H105V96H106ZM124 95V94H123ZM138 95V94H137ZM206 95V94H205ZM204 95V96H205ZM233 95V94H232ZM238 95H239V93H238ZM97 97H96V100L95 101H98L99 99H97L98 98V95H96ZM114 96H116V95H114ZM118 96V95H117ZM129 96H130V93H129ZM169 96V95H168ZM179 96H177V97H179ZM190 96L191 97H194V96H192L191 94H190ZM190 96L188 97V98H190ZM198 96V95H197ZM196 96V97H197ZM202 97V96H200V97H202V98H205L203 101H204V103H203V105L205 104V106H209L208 108H209V114L206 112V111H208V110H206L207 108L204 106V111H201V113H203V114H205V115H213L214 113V115H213V117L215 116V117H217V116H220V115H222V117H224V115L222 114V112L220 111V110H217V111H220L219 113L220 114H217L218 112L216 111V112H212L211 111V107H210V105L208 104V102H209V100H206V97H207V95H206V97ZM209 96H208V99H210L211 100V98H209ZM215 96H217V94L215 95ZM218 96H217V98H218ZM223 96H225V95H223ZM242 95H240V98H242L241 97ZM245 96V95H244ZM243 96V97H244ZM106 97H110V96H106ZM105 97V98H106ZM113 97V96H112ZM119 97V96H118ZM126 97L124 98H122V95H121V101L123 100V102H125V100H126ZM133 97V96H132ZM139 97V96H138ZM138 97H136L135 99H138V101L140 100V99H143V98H141L140 97V99L138 98ZM145 97V96H144ZM147 97H149V96H147ZM146 97V99H148ZM166 97V96H165ZM165 97H162V100H164V99H167V98H165ZM199 97V98H200ZM220 97H221V95H220ZM236 97H238V96H236ZM247 97V96H246ZM249 97V96H248ZM263 99H264V96H261ZM260 97V98H261ZM93 98H95V97H93ZM100 98V97H99ZM102 98H104V97H102ZM101 98V99H102ZM120 98V97H119ZM130 98H131V96H130ZM134 98V97H133ZM150 98V97H149ZM164 98V99H163ZM172 98H174L173 96H172ZM188 98H186L187 100H188ZM198 98V97H197ZM213 98V100H214V97H212ZM226 98V97H225ZM258 99V101H260L261 99ZM108 99V98H107ZM125 99V100H124ZM132 99V98H131ZM145 99V100H146ZM152 100H153V98H151ZM178 99V98H177ZM181 99H183V97L181 98ZM222 99V98H221ZM243 99V98H242ZM241 99V100H242ZM246 98H244L243 100H245ZM257 99V98H256ZM129 99H127V101H128ZM144 100V99H143ZM151 100V101H152ZM161 100V99H160ZM169 100V98L167 99V101ZM174 100L176 101V99L174 98ZM173 100V101H174ZM179 100L180 99H178L177 101H178V106H176V107H179V110H177V111H179L181 114H182V117L183 118H185L189 123V125L191 124V126H193V125H195L196 124V122H197V118H198V121H200V123H201V121H203L205 118H203V114L202 115H200L201 113H200V110H202V109H200V110H195V112H193V110H194V108L195 107H193V109L191 108V102L194 100H192L191 102H188L187 100H182V101H180L179 102ZM206 100V101H205ZM225 101H227V99H224ZM223 100V101H224ZM235 100V99H234ZM236 100H238V99H236ZM240 100V99H239ZM240 100V101H241ZM247 100V99H246ZM245 100V101H246ZM252 100H254L255 101V98L253 99H251V101ZM10 101H11V98L8 96V97H5L4 96V94L2 95V97L0 98V213H4V214H6V216H12L15 220H16V222L17 223H20V224H29V223H31V222H33L34 220H35V218H37L38 216H40V217H44L45 216V213H44V211H43V209L41 208L42 207V205H43V201H44V198L47 196V194L49 193V191H50V189L52 188V186L55 184V183H57L56 182V179L57 180H59V179H61L60 181H64V180H62L63 178V176L65 175V173L66 172H68V171H66L65 170V172H64V174H63V165L60 167L57 163V165H53V164H51L48 168H47V170L46 171H48V172H42V173H39V180H38V188H36L35 186H33V184H32V182H31V179H30V175H29V171H30V167L29 166H26L25 165V161L23 160V158L21 157V156H24V155H22V151H18L17 149V146H18V144H19V141L18 142H13V135H14V132L16 131L15 129V125H14V120L13 119H11L10 120V123H11V126H10V130H9V137H7L8 135H5L4 134V132H3V129H4V127H5V122H6V115H5V113L7 112V111H11L12 109L11 108H9L10 107ZM95 101L93 100V102L95 103ZM100 102H101V100H99ZM138 101H136V102H138ZM148 101V100H147ZM150 101V102H151ZM164 101H166V100H164ZM163 101V102H164ZM176 101V102H177ZM199 102H200V100H198ZM212 101V100H211ZM239 101V102H240ZM250 101V102H251ZM257 101V100H256ZM254 102V105L256 104V105H258L259 103L258 102ZM264 101V100H263ZM99 102V103H100ZM103 102V101H102ZM101 102V103H102ZM119 102L120 101H118V103L117 104H119ZM122 102V103H123ZM136 102H132L133 103V105H134V103L136 104ZM144 102V101H143ZM154 102V101H153ZM172 101H169V103H171ZM195 102H196V100H195ZM215 102L217 103V101H216V99H215ZM218 102H219V100H218ZM221 103H223L224 104V102H222V101H220ZM219 102V103H220ZM227 102H229V101H227ZM249 102V99H248V101H247V103ZM98 103V104H99ZM106 103V101H104V104ZM109 103V102H108ZM126 103L127 102H125V103H123V104H125L126 105ZM129 103V102H128ZM127 103V104H128ZM138 103H141V102H138ZM136 104V105H138V107L140 106V104ZM162 102H160V104H161ZM168 103V102H167ZM167 103L165 102V104H166V106H167ZM168 103V104H169ZM173 103V102H172ZM171 103V104H172ZM175 103V102H174ZM193 103V102H192ZM234 103H235V101H234ZM246 102H245V106H247L248 104H247ZM251 103H253V101L251 102ZM258 103V104H257ZM261 103H263V102H261ZM98 104H96V105H98ZM103 104V103H102ZM116 104V105H117ZM130 104V103H129ZM145 104H146V102H145ZM159 104V105H160ZM170 104V105H171ZM177 104V103H176ZM195 104V103H194ZM222 104V108H223V110H224V106L225 105H228V104H225V105H223ZM231 104V103H230ZM233 104V103H232ZM237 104V103H236ZM239 104V103H238ZM241 104H243L242 103V101H241ZM241 104H239L240 106L239 107H241ZM247 104V105H246ZM108 105V104H107ZM119 105H122L121 104V102H120V104ZM124 105V106H125ZM136 105L134 106L135 107V109L137 108L136 107ZM142 105H143V103H142ZM158 105V106H159ZM163 105V104H162ZM162 105H161V107H162ZM175 105V104H174ZM174 105H171V106H173L174 107ZM197 105V104H196ZM196 105H194V106H196ZM199 105V104H198ZM203 105H201V106H203ZM214 104H212V106H213ZM218 105H221V104H218ZM260 106H258L259 108H257V106L255 107V106H253V107H255V108H257L256 109V111L255 112H250L251 114H249L248 116H247V123H245V124H247L246 125V127H248V128H246L247 130H248V132L245 134V133H243L244 131L246 132V130L244 129V131H242L241 132V130H243V129H241V130H239L238 131V129H237V132L235 131L234 132V130H236L234 127L236 126H232L233 127V131H231V132H234V133H236V134H238V132H240L241 134L243 133V135H244V137H243V139H242V141H239L238 143H235L236 142V140H234V142L231 140V139H235V136H232L231 134H229V135H231L232 136V138L230 137V136H228V137H230L227 141H231V142H233V143H229V145L227 146V147H229L230 148V151H228V152H223V153H220L221 151H220V149L219 150H217V151H215L214 149V151L216 152H212L211 150H212V147L214 148H216V146L218 145L219 146V141L217 142V140H219V139H221L220 141L222 142V138H219L218 136H216V135H214L213 133H215L214 132V130H213V132H212V134L214 135V136H216L217 138H219V139H217L216 137H213V136H211V135H208L207 136V133L205 132H203V130L204 131H206L212 124H217L218 122L220 123V121H222L224 118H213L214 120H216V119H220V121H218V122H216V121H209V119L212 117H210L209 119H207L208 120V125L211 123V122H213V123H211V125H207V124H205V125H203L202 127H204V126H206V130L204 129V128H202L201 127V124H200V127L202 128V129H200L199 131H200V137H202L203 139H200V141H202L203 140V143L205 142L207 145H210V147H211V149L209 150L208 148V146L204 143V144H202V142H200L202 145L201 146H204L205 145V147H208L206 150H209L210 152H208V151H206V152H203L204 151V149H203V151L201 150V151H199V152H197V150H196V147H194V145L196 144V142H195V144H193L192 143V140L195 138V137H193V139L191 138L192 136H190V135H182L181 133L183 132L184 133V131L186 130V131H188L187 130V127H186V129L184 130V128H183V125L185 124V122H183V124L180 122V120H182V119H177V117H178V114H179V112L177 113V111H176V108L174 107V109L173 108H171L173 111H172V114H170V117L167 119V116L165 117V116H161V119H157V118H155V116H156V114L154 113L153 115H155L154 117L152 116V112L151 113H149V111L147 112V110L145 109V108H141V110H142V113H141V110H138L141 114H142V120H141V122H142V124L141 125H143L144 126V130H145V135H146V137H143V138H141L142 140L144 139V138H147V142L146 143H148V142H150L149 144H152V147L150 148V149H145V150H148V151H144L143 150V152L145 153V152H148L147 154H146V156H147V166H146V169H145V171L144 170H142V168L145 166H143L142 168H139L140 170H142L141 171V173H139V172H137L138 174H134V172L132 173V174H130V176L132 175V178H133V181H135L136 183L139 181V180H143L144 182L146 181V182H148V180H149V178H151V177H153V175H156V174H161V176H163L164 174L163 173H165L166 172V174H168V173H173L172 174V176H174V178H172V179H178L179 181H177V182H179V184L180 185H182V187L184 186V188L185 189H188L189 190V194L188 193H185L187 196L189 195L190 197L188 198L189 199V201H188V199L186 198V200H184L185 201V203L183 204V206L187 203V201L188 202H190V204H188L189 205V207H190V209H191V212H189V211H187L188 213H192V216H187V215H191V214H187L186 216L187 217H192L191 218V220L189 221V223L188 222H186L185 220V222L186 223H188L187 224V226L185 227L186 229H185V232H184V234H183V232H181L180 233V231H183L182 230V228H184V227H182L181 229L180 228H178L179 229V232H178V229H177V227H179L181 224H178L177 225V223H175L174 222V224H173V222H171L170 224L172 225V229H170V227H169V229L171 230V231H168L167 230V232L169 233L168 235H169V237L171 236V237H176V238H178L179 237V235L181 234H183L182 235V237L183 238H181V240L183 239V244H182V249H183V246H184V253H183V251L182 250H180V252L182 251V253H179L178 252V254H179V257L181 256L182 257V255H183V257H182V259H181V261H183V264H204L205 262H204V260L205 259H207L206 257H209V255H210V250L208 251V248H206L207 246H206V244L208 243V242H206V244L205 243H201L203 240H205V239H207V238H205V237H208V239L207 240H209V239H211V237H213V239H214V236H213V232L214 231H211V229L212 228H214L215 227V224L214 225H212V226H214V227H212L211 229H210V225L213 223V222H215V220H214V216L215 215H217V213L218 214H220L219 212H223V208L221 207L222 205H223V207L225 208L227 205L225 204L224 205V202L226 201V199H227V197L228 198H231V197H229L230 195V193L226 196V199H223L222 201H224L223 202V204L220 206L219 205V203H221L219 200H218V198H220V197H222V196H224V194L226 193L227 194V190H225L226 192H224L223 191V189H222V185L220 186L221 188H218L219 190H217V188H215V186H214V183L216 184V182H214V180L216 179V178H214V177H216V174L218 173V167L220 168V166H221V163L222 162H224V161H233L234 159H236L237 157H238V155H239V153L242 151V152H244V150H240V147L238 148V145H240V142H244L245 140H247L252 134H253V132H254V130H255V121L259 118V120H260V117H262V116H259L261 113V111H263V109H264V104L261 106V104H259ZM101 106V105H100ZM99 106V107H100ZM131 106V105H130ZM147 107H148V105H146ZM169 106V105H168ZM193 106V105H192ZM216 106H217V104H216ZM216 106H214V107H216ZM229 106L230 105H228V106H226V107H228V109H229ZM237 106V105H236ZM244 105H242V108H245V107H243ZM249 106H250V104H249ZM252 106V105H251ZM98 107V106H97ZM109 107V105L107 106V108ZM120 107V106H119ZM141 107V106H140ZM143 107H145L144 105H143ZM154 107V106H153ZM160 107V106H159ZM219 106H217V108L216 109H221V107H219ZM231 107V106H230ZM238 107V106H237ZM103 108H104V105H103ZM116 108V107H115ZM115 108H113L112 110L115 112L117 109H115ZM126 108V107H125ZM129 108V107H128ZM127 108V109H128ZM149 108V107H148ZM155 108H156V106H155ZM163 108H164V106L162 107V109L161 108H159V109H161V110H163ZM201 108V107H200ZM203 108V107H202ZM234 108V107H233ZM241 108V109H242ZM247 108H249L248 106L246 107V109ZM251 108V107H250ZM109 109H111V107L109 108ZM133 109V108H132ZM137 109H139V108H137ZM167 108L165 107V111H167L166 110ZM169 109V108H168ZM170 109V110H171ZM195 109H197V107L195 108ZM199 109V108H198ZM213 109V108H212ZM215 109V108H214ZM213 109V111H215ZM227 109V108H226ZM227 109V110H228ZM231 109V108H230ZM236 109V108H235ZM234 109V110H235ZM106 110H108V109H105V111ZM112 110H110V113H111V111ZM145 110H146V112H145ZM152 109H150V111H151ZM161 110H159V112H160V115H161ZM222 110V109H221ZM222 110V111H223ZM233 110V109H232ZM237 110V109H236ZM235 110V111H236ZM238 110H240V109H238ZM250 110V109H249ZM249 110H248V112H249ZM251 110H254V109H251ZM250 110V111H251ZM130 111H131V109H129V113H130ZM153 111V110H152ZM157 111H158V109H157ZM174 111H176V112H174ZM240 111H242V110H240ZM108 112H109V110L107 111V112H105V113H107L108 114ZM118 112H119V110H118ZM132 112H134L133 110H132ZM223 112H225V110L223 111ZM231 112V111H230ZM248 112H245L246 114H248ZM129 113H128V115H129ZM163 113V112H162ZM170 113V112H169ZM169 113H167V114H169ZM229 113V112H228ZM232 113V112H231ZM236 113V112H235ZM241 113V112H240ZM245 113H243V114H245ZM115 114V113H114ZM133 114V113H132ZM138 115V113H136L135 112V114H133V117H135V115ZM140 114V115H141ZM164 114V113H163ZM166 114V113H165ZM164 114V115H165ZM227 114V113H226ZM243 114L241 115V116H243ZM245 114V115H246ZM263 114V113H262ZM106 115V114H105ZM110 115V114H109ZM131 115V114H130ZM129 115V116H130ZM139 115V116H140ZM160 115L158 114V117H160ZM200 115V116H199ZM228 115L229 114H227V117H228ZM231 115V114H230ZM235 115V114H234ZM9 116L10 117H12V114L10 113L9 114ZM73 116V115H72ZM112 116H113V114H112ZM115 116H117V115H114V118H115ZM179 116H181V115H179ZM199 116V117H198ZM233 116V115H232ZM232 116H231V118H232ZM241 116H239V117H241ZM259 116V117H258ZM71 117V116H70ZM105 117V116H104ZM128 117V116H127ZM130 117H132V116H130ZM130 117H128L129 119H130ZM205 117V116H204ZM221 117V116H220ZM236 117V116H235ZM234 117V118H235ZM238 117V116H237ZM238 117V118H239ZM258 117V118H257ZM101 118H103V114H102V117H100V119ZM109 118V116L107 115V118L105 117V119L107 120ZM113 117H111V119H112ZM113 118V119H114ZM117 118V117H116ZM164 118L165 119H167V120H164ZM203 120H202V119ZM233 118V119H234ZM244 118V116L243 117H241V120ZM71 119H73L72 117H71ZM104 119V120H105ZM122 119H124V118H122L121 117V122H122ZM135 119H136V117H135ZM135 119H132L133 121L135 120ZM139 119V118H138ZM184 119V120H185ZM205 119V120H206ZM212 119V118H211ZM229 119H230V116H229ZM237 119V118H236ZM235 119V120H236ZM245 119V118H244ZM244 119H243V121H244ZM68 120H69V118H68ZM67 120V121H68ZM75 120V119H74ZM77 120V119H76ZM76 120H75V122H76ZM102 120V119H101ZM100 120V121H101ZM105 120V121H106ZM116 119H114V121H115ZM117 120H118V118H117ZM124 120H127V118L126 119H124ZM73 121V120H72ZM71 120H69V122H67L65 125H64V130H63V128H61L60 129V134L62 133V132H67V134H68V132H71V133H73V131H75L74 133H77L76 132V129H77V122L75 123H73ZM78 121V120H77ZM103 121V120H102ZM104 121V122H105ZM108 121V120H107ZM106 121V122H107ZM111 121V120H110ZM113 121V120H112ZM111 121V122H112ZM132 121V122H133ZM136 121V120H135ZM135 121L133 122L134 124H135ZM138 121V120H137ZM136 121V122H137ZM224 121V120H223ZM222 121V122H223ZM237 121V120H236ZM64 122V121H63ZM118 122H120V120L118 121ZM123 122H125L126 123V121H123ZM131 121H130V123L128 122V124L129 125H131V127H134L133 125L134 124H131L132 123ZM138 122H140V121H138ZM140 122V123H141ZM204 122V121H203ZM202 122V123H203ZM216 122V123H215ZM225 122V121H224ZM223 122V123H224ZM228 122V120L226 121V123ZM231 122V121H230ZM242 122V121H241ZM257 122V121H256ZM116 123V122H115ZM198 123V122H197ZM204 123H207V121H205ZM30 124H31V127L28 129V131H30L31 133L34 131V129H35V122H34V120H31V122H30ZM103 124V123H102ZM108 124V123H107ZM106 124V125H107ZM113 124V123H112ZM127 124V123H126ZM199 124V123H198ZM197 124V126H199ZM221 124V123H220ZM232 124V123H231ZM105 125V124H104ZM104 125L102 126L101 124H100V126H102V128H104ZM105 125V126H106ZM114 125V124H113ZM112 125V126H113ZM121 125V124H120ZM122 125H123V123H122ZM140 126V124H138L137 123V126ZM213 125V126H214ZM219 125V124H218ZM223 125V124H222ZM221 125V126H222ZM234 125V124H233ZM100 126H99V128H100ZM124 126V125H123ZM135 126H136V124H135ZM185 126H186V124H185ZM190 126V127H191ZM196 126V127H197ZM220 126V127H221ZM224 126V125H223ZM226 126L228 127V125L226 124ZM239 126H240V124H239ZM260 126V125H259ZM78 127H80V125L78 126ZM195 127V126H194ZM195 127V129H197L198 130V128H196ZM219 127V126H218ZM229 127L231 128V125H229ZM245 127V126H244ZM102 128H100L99 130H102ZM110 127L109 126H107V129H109ZM159 131L160 130V132H158V133H156V129ZM215 128H216V126H215ZM224 128H225V126H224ZM237 128V127H236ZM111 129V128H110ZM113 129V128H112ZM138 129H139V127H138ZM140 129H142V128H140ZM154 129L156 130L155 131V133L153 132L154 131ZM192 129H193V127H192ZM212 129V127H210V130ZM218 129H220V128H218ZM217 128H216V130H218ZM227 129V128H226ZM226 129L224 130V131H226ZM15 130V131H14ZM79 130V129H78ZM77 130V131H78ZM104 130V129H103ZM105 130H106V128H105ZM144 130H142V131H144ZM202 130V131H201ZM209 130V131H210ZM215 130V131H216ZM221 130H223V129H221ZM228 130V129H227ZM230 130H232V129H230ZM229 130V131H230ZM141 130H140V132H142ZM190 132H191V129L189 130ZM194 131H196V130H194ZM193 131V132H194ZM209 131H207V132H209ZM212 131V130H211ZM210 131V132H211ZM220 131V130H219ZM224 131H221V132H223L224 133ZM228 131V132H229ZM106 132V131H105ZM201 132H203V133H201ZM209 132V133H210ZM220 132V133H221ZM65 133H63V134H65ZM103 133V132H102ZM102 133L100 132V134L102 135ZM185 133H187V132H185ZM189 133V132H188ZM192 133V132H191ZM144 134H142V136L144 135ZM203 134H205L204 136H203ZM211 134V133H210ZM216 134V133H215ZM217 134H219V132L217 131ZM222 134V133H221ZM221 134H220V136H221ZM227 134V132H226V135H228ZM241 134H240V136H241ZM15 135H17L16 133H15ZM140 135H141V133H140ZM197 135V134H196ZM225 135V134H224ZM235 135V134H234ZM242 135V136H243ZM187 136V137H186ZM190 136V137H189ZM237 136H239V134L237 135ZM236 136V137H237ZM103 137V136H102ZM136 137H138V136H136ZM139 137H141V136H139ZM184 137H186L187 138V140L186 139H183ZM197 138H199L198 137V135L196 136ZM223 138H224V136H222ZM226 137V136H225ZM227 138V137H226ZM226 138L224 139V140H226ZM239 138H241V137H239ZM139 139V138H138ZM138 139H137V142H138ZM237 139V138H236ZM33 140H34V138H33ZM32 140V141H33ZM136 140V139H135ZM184 140H186L185 142H184ZM241 140V139H240ZM146 141V140H145ZM194 141V140H193ZM238 141V140H237ZM144 141H142V143H143ZM184 142V143H183ZM199 142V141H198ZM226 142V141H225ZM139 143V142H138ZM141 143V144H142ZM145 143V144H146ZM223 143V142H222ZM228 143V142H227ZM227 143H226V145H227ZM134 144V143H133ZM140 144V143H139ZM140 144V145H141ZM149 144H148V146H149ZM135 145H137V144H135ZM135 145H134V147H135ZM147 145V144H146ZM146 145H145V147H146ZM168 145V146H167ZM197 145V144H196ZM220 145H221V143H220ZM224 145V144H223ZM226 145H224V146H226ZM166 146L167 147H170V152H168L169 150H167L166 151ZM200 146V145H199ZM200 146V147H201ZM217 146V148L216 149H218L219 147ZM222 147L223 149L225 148V150H226V148L227 147ZM118 147V146H117ZM139 147V146H138ZM141 147H144V145L142 144V146ZM140 147V148H141ZM120 148V147H119ZM148 148V147H147ZM199 148V147H198ZM228 148V149H229ZM112 149V148H111ZM115 149V148H114ZM142 149H144V148H142ZM169 149V148H168ZM201 149V148H200ZM107 150H110V149H107ZM118 150V149H117ZM116 150V151H117ZM121 150H122V148H121ZM121 150L119 149V151H120V153H121ZM138 150V149H137ZM137 150H135V153L137 152H139L140 151V149H139V151H137ZM224 150V151H225ZM124 150H122V152H123ZM126 151V150H125ZM218 151H220L219 153H218ZM111 152H112V150L110 151V154H111ZM128 152V151H127ZM131 152V151H130ZM142 151H140L139 153L140 154H144L143 152L141 153ZM108 153H109V151H108ZM115 153H117V152H115ZM132 154V153H131ZM153 154H154V156H153ZM112 155V154H111ZM114 155H120L119 154V152H118V154H114ZM122 155H125L124 153L122 154ZM121 155V156H122ZM127 155H129V153L127 154ZM126 155V156H127ZM133 155V154H132ZM135 155V154H134ZM134 155H133V157H134ZM241 155V154H240ZM84 156V155H83ZM108 156V155H107ZM106 156V157H107ZM136 156L138 157L139 156V154L137 155L136 154ZM153 156V157H152ZM106 157L105 158H103V160L105 161V159H106ZM112 157V156H111ZM115 157V156H114ZM113 157V158H114ZM119 157V156H118ZM118 157H117V159H118ZM123 157V156H122ZM140 157V156H139ZM138 157V158H139ZM142 157V161H143V157L144 156H141ZM140 157V158H141ZM108 158V157H107ZM113 158H111V159H113ZM125 158V160L126 159H128L127 157H124ZM132 158V157H131ZM156 159V161H152L153 159ZM258 158H260V159H262V160H264L263 158H261V156L259 157L258 156ZM110 156H109V161H108V163L110 162ZM116 159V160H117ZM120 159V158H119ZM119 159L117 160V161H119ZM130 159V158H129ZM254 159H256V160H258V162L259 161H261L262 162V164H263V161L262 160H260V159H257V157L256 158H254ZM79 160V159H78ZM85 160V159H84ZM131 160V159H130ZM139 160V159H138ZM255 160V161H256ZM82 161V159H80V162ZM113 161V160H112ZM121 161L123 162L124 160H122V158H121ZM141 161V160H140ZM86 162H88V160L86 159ZM128 162V161H127ZM137 162V161H136ZM144 162V161H143ZM146 162V161H145ZM105 163V162H104ZM111 163V162H110ZM109 163V164H110ZM115 163V162H114ZM119 163V162H118ZM129 163V162H128ZM140 163H142V162H140ZM162 163H164L165 164V166H163V164ZM105 164H107V163H105ZM113 164V162L110 164V166ZM116 164V163H115ZM121 165L120 166H122L123 164L122 163H120ZM124 164H126L125 163V161H124ZM223 164V163H222ZM253 164L254 165H256V162H253ZM261 164V163H260ZM53 165V166H52ZM85 165V164H84ZM108 165V164H107ZM119 165V164H118ZM117 165V166H118ZM225 166H226V164H224ZM254 165H252V166H254ZM52 166V168L50 169V167ZM109 166V165H108ZM109 166V167H110ZM116 166V165H115ZM119 166V167H120ZM126 166V165H125ZM128 166V165H127ZM126 166V167H127ZM140 166H141V164H140ZM251 166V167H252ZM257 166V165H256ZM255 166V167H256ZM258 166H259V164H258ZM262 166V165H261ZM63 167V168H62ZM76 167H78V166H76ZM103 167H107V166H103ZM131 167V166H130ZM222 167H223V165H222ZM254 167V168H255ZM20 168H22V170H23V178L21 179V181L23 182V184L20 186V189L19 190H25V191H28V192H30L31 193V195L33 196V198H32V202L31 203H29L28 201H26V196H24L20 191H16V189L17 188H11L10 186H9V183L7 182V179H8V176H10V180H11V184L13 185V182L15 181V178H16V175H17V173H18V171H19V169ZM116 168V167H115ZM118 168V167H117ZM128 168V167H127ZM132 168V167H131ZM134 168V167H133ZM226 168V167H225ZM254 168H251V170L252 169H254ZM258 168V172H256V177L254 178L253 176V179H252V181H249L250 180V178H248L247 179V181H246V187H244L245 189H246V191H245V193H247V197L248 196H253L254 194H256L255 192L253 193V194H251V186L250 185H252V184H256L255 186H257V188H258V185L259 184H261V185H263L264 184V171H263V169L264 168H262V167H257ZM74 169H76V168H74ZM80 169V168H79ZM83 169V168H82ZM99 169H103L102 167L101 168H99ZM112 169H114L113 168V165H112ZM111 169V170H112ZM124 169H125V167H124ZM136 169V168H135ZM222 169V168H221ZM77 170V169H76ZM75 170V171H76ZM104 170V169H103ZM119 170V169H118ZM118 170H116V171H118ZM125 170H127V169H125ZM130 170V169H129ZM256 170V169H255ZM87 171V170H86ZM99 171V170H98ZM108 171V170H107ZM121 171H123L122 169H121ZM131 171H133V170H131ZM138 171V170H137ZM219 171H220V169H219ZM222 172H223V170H221ZM221 171L219 172V173H221ZM70 172V171H69ZM73 172V171H72ZM71 172V173H72ZM102 171H100L99 173H101ZM112 172V171H111ZM115 172V171H114ZM127 173H128V170L126 171ZM213 172V173H212ZM253 172V170L250 172V173H252ZM255 172V171H254ZM70 173V174H71ZM76 173V172H75ZM80 174V172H79V170L77 171V174ZM81 173H83V171L81 172ZM87 172H85V174H86ZM98 173V172H97ZM211 173V175L213 174V178H214V180H213V178L211 177L210 178V180H209V185H204V186H207V187H205V188H203L202 186H203V184H202V186H200V182H201V180H206V178L204 177L205 176V174H206V176L208 175V176H210L209 174ZM69 174V173H68ZM76 174V175H77ZM108 174V173H107ZM112 174H114V173H112ZM119 174H120V171H119ZM215 174V175H214ZM253 174V173H252ZM72 175V174H71ZM70 175V176H71ZM97 175V174H96ZM98 175H100V174H98ZM97 175V176H98ZM101 175H102V173H101ZM110 175V174H109ZM115 175H118V174H116L115 173ZM114 175V176H115ZM120 175H122V173L120 174ZM120 175H119V177H120ZM123 175H126V173L124 174V172H123ZM170 175V174H169ZM168 175V176H169ZM223 175H224V177L226 178V176H225V173L223 172ZM227 175V174H226ZM80 176V175H79ZM164 176H167V175H164ZM248 176L250 177L251 175H249L248 174ZM247 176V177H248ZM69 177V176H68ZM68 177H66L65 178V180L68 178ZM73 177V176H72ZM99 177V176H98ZM101 177V176H100ZM124 177V176H123ZM122 177V179H124ZM127 176H125V178H126ZM171 177V176H170ZM219 177H220V174H219ZM115 178V177H114ZM117 178H118V176H117ZM121 178V177H120ZM119 178V179H120ZM130 178V177H129ZM132 178L130 179L131 181H132ZM167 177H164V179H166ZM204 178V179H203ZM209 178V177H208ZM217 178H218V175H217ZM222 178H223V176H222ZM224 178V179H225ZM156 179V178H155ZM164 179H163V181H164ZM219 179H221V178H219ZM224 179H222V181L224 180ZM101 180V179H100ZM138 180V181H137ZM204 180V181H205ZM217 180V179H216ZM215 180V181H216ZM115 181V180H114ZM125 181V180H124ZM124 181L121 183L120 181V183H121V185H123L124 184ZM132 181V182H133ZM204 181H202L203 183H204ZM220 181V180H219ZM221 181V182H222ZM244 181V183H245V180H243ZM128 182V181H127ZM126 182V183H127ZM207 182V181H206ZM205 182V183H206ZM229 182V181H228ZM228 182H226L227 183V185L229 184L230 185V183H228ZM65 183H67V182H65ZM64 183V184H65ZM115 183H117V182H115ZM120 183H118L119 184V186H121L120 185ZM130 183V182H129ZM134 183V182H133ZM139 183V182H138ZM141 183H142V181H141ZM164 183V182H163ZM223 183V182H222ZM222 183H218V184H216V185H219V184H222ZM63 184V185H64ZM143 184V183H142ZM161 184V183H160ZM171 184H175V185H177V183L176 182H174V183H171ZM171 184H168V185H171ZM224 184H225V181H224ZM55 185H57V184H55ZM131 185V184H130ZM134 185V184H133ZM161 185H163V184H161ZM168 185H167V187H168ZM261 185H259V187H261ZM100 187H101V185H99ZM116 186H118V185H116ZM124 186H125V188L126 187H128V188H130V186H128V185H123V190H124ZM158 186V185H157ZM160 186V185H159ZM172 186V185H171ZM179 186V185H178ZM226 186V185H225ZM244 186H245V184H244ZM254 186V189L256 188ZM264 186V185H263ZM60 187V186H59ZM62 187V186H61ZM60 187V188H61ZM132 187V186H131ZM173 187H175V188H179V187H181V186H179V187H177V186H173ZM181 187V188H182ZM217 187V186H216ZM219 187V186H218ZM53 188H55V186L53 187ZM64 188V187H63ZM113 187H111V189H112ZM115 188V187H114ZM163 188V187H162ZM162 188H161V186H160V190H162ZM169 188V187H168ZM171 188V187H170ZM169 188V190H171ZM180 188V189H181ZM228 188V187H227ZM230 188H231V185L229 186V188H228V190H229V192H231L230 191ZM253 188V187H252ZM34 189H36V191H34ZM62 189V188H61ZM101 189H102V187H101ZM154 189H156V187L154 188ZM153 189V190H154ZM164 189H166V187L164 186ZM180 189H177V191H176V193H174V196L172 197L171 196V200H169V203H171V205H169V207L170 206H172L173 204H178L179 205V203H180V201L182 202V200H181V196L183 195L182 193L184 192H181L180 191ZM220 189H222V191H220ZM98 190V189H97ZM99 190H100V188H99ZM98 190V191H99ZM104 189H102V191H103ZM109 190H110V188H109ZM128 189H126L125 191H127ZM131 190V189H130ZM134 190H137V189H135L134 188ZM133 190V191H134ZM157 190H159L158 188H157ZM157 190H155V191H157ZM167 190V189H166ZM188 190H186V191H188ZM232 190V189H231ZM92 191V190H91ZM95 191V190H94ZM154 191V192H155ZM173 191H174V189H173ZM174 191V192H175ZM256 191V190H255ZM104 192V191H103ZM130 192V191H129ZM136 192L137 191H135V195H136ZM244 192V191H243ZM252 192H253V190H252ZM92 193H93V191H92ZM107 193V192H106ZM111 193V192H110ZM127 193V192H126ZM231 193H233V192H231ZM90 194H91V192H90ZM95 194H98V193H95ZM127 194H129V193H127ZM130 194H131V192H130ZM134 194H132V195H134ZM148 194H151V193H149V191H148V193L146 194V195H148ZM156 194V193H155ZM184 194V195H185ZM225 194V195H226ZM102 195V194H101ZM110 195V194H109ZM108 194H107V197L109 196ZM134 195V196H135ZM171 195V194H170ZM90 196V195H89ZM131 196V195H130ZM150 195H148V197H149ZM165 196V195H164ZM232 196V195H231ZM244 196H246V194L244 195ZM91 197H92V195H91ZM90 197V198H91ZM98 198H99V195L97 196ZM104 197H105V194H104ZM112 197V196H111ZM111 197H108L107 199H110ZM145 197H147V196H145ZM157 197V196H156ZM162 197V196H161ZM184 197V196H183ZM233 197V196H232ZM250 197L248 198V199H250ZM93 198H94V196H93ZM103 198V197H102ZM130 198V197H129ZM128 198V199H129ZM151 200H153L154 198L151 196ZM160 198V197H159ZM159 198H156L155 200V203H153V202H151L150 201V203L149 204H147V202L145 201L144 202V204H147V205H145V206H147L148 207V205H149V207L148 208H150V209H154V208H159L163 203H165V202H163L164 200H167V198L169 199L170 197L168 196L167 198H163L162 197V200H161V198L159 199ZM223 198H225V196L223 197ZM234 198V197H233ZM228 199V200H231V201H233L234 199ZM253 198V197H252ZM95 199V198H94ZM134 199V198H133ZM147 198H145V200H146ZM164 199V200H163ZM88 200V199H87ZM91 200V199H90ZM99 200V199H98ZM104 200H106V198L104 199ZM111 200V199H110ZM144 200V199H143ZM149 200V199H148ZM147 200V201H148ZM220 200H221V198H220ZM226 201V202H228L227 204H229V202L230 203H232L231 201ZM109 201V200H108ZM112 201V200H111ZM111 201H109V202H111ZM127 202L125 203V204H127L128 205V201H130V200H126ZM133 201V200H132ZM135 201V200H134ZM133 201V202H134ZM183 201V202H184ZM87 202V201H86ZM89 202V201H88ZM92 202H93V200H92ZM97 202V201H96ZM141 202H142V200H141ZM149 202V201H148ZM182 202V203H183ZM217 202H218V204H217ZM225 202V203H226ZM99 203V202H98ZM103 203V202H102ZM132 203V202H131ZM129 204L130 206L131 205H133V204ZM137 203H138V200H137ZM139 203H140V200H139ZM182 203L178 206V207H181L182 206ZM95 204V203H94ZM109 204V203H108ZM107 204V205H108ZM112 204V203H111ZM124 204V206H127V205H125ZM141 204V203H140ZM142 204H143V202H142ZM143 204V205H144ZM166 204V203H165ZM232 204H234V203H232ZM232 204H230V205H228V207L226 208V209H228L229 208V206L230 207H232ZM103 205H105V203L103 204ZM217 205H219L220 206V208H218L217 207ZM110 206H112V205H110ZM109 206V207H110ZM139 206V205H138ZM144 206V207H145ZM157 206V207H156ZM182 206V207H183ZM187 205H185V207H186ZM96 207V206H95ZM104 207V206H103ZM108 207V206H107ZM108 207V208H109ZM139 207H141V205L139 206ZM143 207V206H142ZM154 207V208H153ZM165 207H166V205H165ZM172 207H174L175 208V206H172ZM177 206H176V209H180V208H178ZM233 207H235L234 205H233ZM110 208H112V207H110ZM134 208V207H133ZM136 208H137V205H136ZM160 208H162V207H160ZM171 208V207H170ZM223 210H222V209ZM126 209H127V207H126ZM129 209H130V207L127 209V211H128V213H129ZM145 209V208H144ZM163 209V208H162ZM165 210H166V208H164ZM168 209V208H167ZM173 208H171V210H172ZM182 209V208H181ZM187 209V208H186ZM218 209H221L222 211H219ZM231 209V208H230ZM235 209V208H234ZM98 210H100V209H98ZM131 210H132V208H131ZM147 210V209H146ZM149 210V209H148ZM156 210V209H155ZM174 210V209H173ZM183 210H184V207H183ZM232 210H233V208H232ZM119 211V210H118ZM117 211V212H118ZM127 211H125L124 210V212H127ZM145 211V210H144ZM158 211H159V209H158ZM162 211H164V210H162ZM175 211V210H174ZM181 211V210H180ZM229 211V210H228ZM100 212H102V211H100ZM104 212H105V210H104ZM110 212V211H109ZM115 212H116V210H115ZM124 212H122L123 214H124ZM146 212H148V211H146ZM151 212V211H150ZM154 212H156L155 214H157L158 212L157 211H154ZM154 212H153V210H152V213L154 214ZM168 212V211H167ZM177 212V211H176ZM175 212V213H176ZM179 212V211H178ZM185 212H186V210H185ZM224 212H226V211H224ZM231 212V211H230ZM229 212V213H230ZM97 213H99V212H97ZM113 213V212H112ZM119 213H121L120 211H119ZM127 213V214H128ZM160 213V212H159ZM163 213V212H162ZM180 213V212H179ZM177 214V215H179V216H181V213H183V211H181V213L180 214ZM55 214V213H54ZM100 214V213H99ZM105 214V213H104ZM114 214H118V213H114ZM126 214V213H125ZM123 215V217L122 218H124L125 216L127 217V215ZM170 214H172V213H170ZM184 214V213H183ZM182 214V216L181 217H178V218H184L185 216ZM226 214H228V212H226ZM119 215H121V214H119ZM161 215V214H160ZM164 215V214H163ZM167 215H168V213H167ZM176 215V216H177ZM223 215V214H222ZM62 215H60V216H58V217H56L57 218V221L55 222L56 224H60V223H62V221L65 219V218H63V217H61ZM97 216H99L98 214H97ZM100 216H101V214H100ZM115 216L116 215H114V218H115ZM129 216V215H128ZM136 215H132V217H133V219L134 218H137V216L135 217ZM146 216H148V217H150L151 216V214H150V216H149V214L148 215H145V218H146ZM153 216V215H152ZM151 216V217H152ZM173 217L175 216V215H172ZM184 216V217H183ZM217 216H219V215H217ZM217 216H216V218H217ZM226 216V215H225ZM102 217H103V215H102ZM121 217H120V219H121ZM132 217H130V218H132ZM151 217H150V219H151ZM157 217H159V216H157ZM214 217V218H213ZM221 217V214H220V216L218 217V218H220ZM223 217V216H222ZM118 218V217H117ZM129 217H127V219H128ZM160 218V217H159ZM166 218H167V216H166ZM165 218V219H166ZM178 218L176 219V217L175 218H173V219H176V220H174V221H177L178 220ZM186 218V217H185ZM213 218V222H212V219ZM112 219V218H111ZM126 219V218H125ZM132 219V220H133ZM144 219V218H143ZM149 219V220H150ZM153 219V218H152ZM151 219V220H152ZM161 219H164V218H161ZM161 219H159V220H161ZM173 219H169V218H167V220H170V221H173ZM188 219V218H187ZM221 219V218H220ZM223 220H224V218H222ZM220 220L219 222H222L223 220ZM235 219V218H234ZM233 219V220H234ZM112 220H115V224H116V219H112ZM122 220V219H121ZM129 220V219H128ZM131 220V221H132ZM147 220L148 219H146V221L145 222H147ZM148 220V223L150 222ZM218 220V219H217ZM231 220V219H230ZM236 220V219H235ZM234 220V221H235ZM134 221V220H133ZM132 221V222H133ZM162 221V220H161ZM112 222V221H111ZM118 223H121V222H119V220L117 221ZM131 222V223H132ZM142 222H144L143 220H142ZM158 222H159V224L161 223L160 221H158V220H156V219H153V222H152V224H151V226L153 225V227L155 226V227H157L158 226ZM166 222V221H165ZM163 223V224H166V223ZM185 222L184 223H182V224H184L185 225ZM212 222V223H211ZM55 223H49V222H46V221H44V224H46V225H51V226H56L55 225ZM113 223V224H114ZM117 223V224H118ZM123 223V222H122ZM121 223V224H122ZM124 223H126V221L124 222ZM123 223V226H124V228L126 227V228H128L129 227V225L128 226H126L125 224ZM128 223H130V220L128 221ZM127 223V224H128ZM147 223V224H148ZM167 223H169V221L167 222ZM216 224H217V222H215ZM116 224V225H117ZM149 224V225H150ZM219 224V223H218ZM232 224V223H231ZM161 225V224H160ZM183 225V226H184ZM233 225H234V223H233ZM233 225H230V226H232L233 227ZM121 225H119V227H120ZM131 226V225H130ZM133 226H135V225H133ZM142 226H143V224H142ZM144 226H146V225H144ZM164 225H162V226H158V230L160 229V227H162L161 229L162 230H159L161 233H160V236H165L166 234H164L165 232H166V229L163 227ZM168 226V224L166 225V227ZM217 226V225H216ZM220 226H221V223H220ZM229 226V225H228ZM227 225H226V227H228ZM228 227V228H230V231H231V233H232V228L231 227ZM44 227V226H43ZM150 227V226H149ZM153 227H151V228H153ZM218 227L219 226H217V229H218ZM221 227H224V226H221ZM52 228V227H51ZM60 228V227H59ZM123 228V227H122ZM126 228H125V231H126ZM145 228V227H144ZM143 228V229H144ZM146 228H148V227H146ZM145 228V229H146ZM151 228H149V229H151ZM227 228V229H228ZM57 229V228H56ZM149 229H147V230H149ZM156 229V228H155ZM214 229H216V228H214ZM220 229V228H219ZM217 230V232L215 233L216 235H217V233H218V231H221V230ZM224 229V228H223ZM223 229H222V231H223ZM227 229H225V231L227 230ZM128 230V229H127ZM132 230V226H131V229H130V231L129 232H132L131 231ZM134 230V229H133ZM152 230V229H151ZM146 231V230H145ZM153 231V230H152ZM152 231H149L148 233L149 234H152L151 232ZM158 231V232H159ZM225 231H223V232H225ZM157 232V231H156ZM177 232L179 233V235H177L176 236V234H177ZM58 233V232H57ZM60 233V232H59ZM146 233V232H145ZM148 233H146V234H148ZM154 233H155V230H154ZM203 233H205V237L204 236H202L200 239H203L201 242H199L200 240H198L199 239V237L201 236V235H204ZM220 233V232H219ZM227 233V232H226ZM228 233H230L229 232V229H228ZM126 234V233H125ZM131 234V233H130ZM145 234V235H146ZM157 234V233H156ZM156 234H155V237H153V236H150L149 235V237H153L154 238V240L157 238V237H159L160 238V236L158 235L157 237H156ZM61 235V234H60ZM128 235V234H127ZM145 235L143 234V236L145 237ZM167 235V236H168ZM219 235V234H218ZM215 236V237H218L219 238V236ZM229 235V234H228ZM20 240L21 241H25V236H24V233L23 232H21L20 233ZM126 237V236H125ZM131 237V236H130ZM143 237V238H144ZM148 237V235H147V238L145 239V244L144 245H146V243L148 242L147 241V239L149 238ZM160 238V239H163V238H167V237H163V238ZM181 237V236H180ZM229 237H230V235H229ZM229 237L227 238V239H229ZM60 238H61V236H60ZM64 238H65V236H64ZM129 238V237H128ZM150 238V239H151ZM174 238H172V239H174ZM176 238H175V241H178V240H176ZM205 238V239H204ZM223 238V237H222ZM222 238H221V240H222ZM62 239V238H61ZM131 239V238H130ZM160 239H158L157 238V241L158 240H160ZM170 239V238H169ZM212 239V240H213ZM217 239V238H216ZM216 239H215V241H216ZM220 239V238H219ZM125 240H126V238H125ZM124 240V241H125ZM128 240V239H127ZM132 240V239H131ZM149 240V239H148ZM153 240V239H152ZM154 240L152 241L154 244L156 243V242H154ZM220 240V241H221ZM226 240V239H225ZM225 240H223L222 242L223 243H225L224 241ZM230 240V239H229ZM59 241V240H58ZM94 241H96V240H94ZM173 241V240H172ZM206 241V240H205ZM205 241H203V242H205ZM210 241V240H209ZM218 241V240H217ZM216 241V242H217ZM219 241V242H220ZM227 241V240H226ZM55 242V241H54ZM92 242V241H91ZM90 242V243H91ZM126 242V241H125ZM129 242V240L127 241V244H129L128 243ZM131 242V241H130ZM150 242V241H149ZM180 244H181V242L180 241H178ZM214 242V241H213ZM212 241L211 242H209V244L208 245H211V243H213ZM215 242V243H216ZM218 242V243H219ZM228 242L229 241H227V243H225L224 245L225 246H228V245H226V244H228ZM56 243V242H55ZM71 243V242H70ZM69 243V244H70ZM89 243V242H88ZM95 243V242H94ZM144 243V242H143ZM143 243L141 244L142 246H144L143 245ZM151 243V242H150ZM165 243H167V245H168V240H167V242H165ZM171 243V242H170ZM176 244H177V242H175ZM174 243V244H175ZM202 244V246H200L199 244ZM218 243H216L217 245H218ZM222 243V244H223ZM47 244V243H46ZM49 244V243H48ZM54 244V243H53ZM62 244V243H61ZM60 244V245H61ZM125 244V246H126V243H124ZM147 244H149V243H147ZM152 244V243H151ZM150 244V245H151ZM162 243H160V245H161ZM175 244V245H176ZM203 244H205V246L203 245ZM214 244V243H213ZM57 245V244H56ZM87 245V244H86ZM160 245H158V246H160ZM178 245V249L179 248H181V247H179V244H177ZM177 245H176V247H177ZM46 246V245H45ZM44 246V248H46ZM53 246V245H52ZM63 246V245H62ZM62 246H55V247H48V248H46L47 250H46V258H47V261L48 262H50V260L52 259V255L53 256H55V262H56V264H71V262H72V260L71 259H69L68 258V256L67 255H64L65 254V252L63 251V253L64 254H62L61 253V250H62ZM69 246V245H68ZM67 246V247H68ZM85 246V245H84ZM88 246H89V244H88ZM92 247L94 246V244L93 245H91ZM101 246V245H100ZM100 246H98V247H100ZM124 246V245H123ZM152 246V245H151ZM157 246V245H156ZM168 246H170V245H168ZM168 246H166V247H164V249L165 248H167ZM211 246H213V247H215L216 248V245L214 246V245H211ZM211 246H208V247H211ZM219 246V245H218ZM217 246V247H218ZM220 246H221V243H220ZM90 247V246H89ZM141 247V246H140ZM153 247V249H154V245L152 246ZM152 247H150V249L152 248ZM171 247V246H170ZM222 247H224L223 245H222ZM71 247H69V249H70ZM104 248H105V246H104ZM104 248H103V250H104ZM143 248V249H142ZM146 248L148 249V246H146ZM161 248V247H160ZM171 248H175V247H171ZM214 248V249H215ZM66 249V248H65ZM68 249V248H67ZM90 249H92V248H90ZM89 249V252H91V250ZM95 249H97V248H95ZM101 249V248H100ZM138 249H139V247H138ZM149 249V250H150ZM156 249V248H155ZM154 249V250H155ZM169 249V248H168ZM211 250L213 249V248H210ZM225 249H226V247H225ZM55 250V251H54ZM141 251H143V253L145 252V250H144V247H141V249H140ZM148 250V251H149ZM152 250V249H151ZM150 250V251H151ZM154 250H153V253H152V251H151V254H147V256L148 255H152V254H154ZM160 250V249H159ZM162 250V249H161ZM160 250V251H161ZM171 250H173V249H171ZM170 250V251H171ZM201 250V251H200ZM216 250V249H215ZM223 250V249H222ZM55 253H54V252ZM86 251V250H85ZM100 251V250H99ZM98 251V252H99ZM105 251V250H104ZM121 251H123V247H122V250ZM149 251V252H150ZM158 251V250H157ZM166 251H167V249H166ZM169 251V252H170ZM179 251V250H178ZM100 252H102V254H103V251H100ZM149 252H147V253H149ZM156 252V251H155ZM162 252V251H161ZM175 252V251H174ZM173 252V253H174ZM176 252H177V249H176ZM175 252V253H176ZM221 251L219 250V253H220ZM223 252H224V250H223ZM108 253V252H107ZM158 252H156L155 254H157ZM164 253V252H163ZM162 253V254H163ZM171 253V252H170ZM213 252L211 251V255L213 256V254H212ZM215 253H217V255L216 256H218V258H219V256L221 255V254H218V251L216 250L215 251ZM222 253V252H221ZM85 254H86V252H85ZM91 254H93V253H91ZM90 254V255H91ZM95 254H101V253H95ZM105 254V253H104ZM109 254V253H108ZM159 254H161V253H159ZM172 254V253H171ZM182 254V255H181ZM144 255H145V258L147 257L146 256V253H144ZM168 255V254H167ZM211 255H210V257H211ZM82 256H84V254L82 255ZM93 256V255H92ZM99 256V255H98ZM103 256V255H102ZM106 256V255H105ZM111 256V255H110ZM154 256V255H153ZM157 255H155V257H152V256H150V258L152 257V258H156L157 259V257H156ZM162 256V255H161ZM164 256V255H163ZM163 256L161 257V258H163ZM171 256V255H170ZM172 256L174 257V256H176V258L178 257L177 255H173L172 254ZM215 256V257H216ZM167 257V256H166ZM172 257V258H173ZM178 257V258H179ZM180 257V258H181ZM209 257V258H210ZM214 257V256H213ZM221 257V256H220ZM27 258V257H26ZM44 258H45V255H44ZM89 258V257H88ZM87 258V259H88ZM93 258V257H92ZM91 258V259H92ZM107 258H108V256H107ZM110 258V257H109ZM149 258V257H148ZM150 258H149V260H150ZM160 257H158V259H159ZM176 258H174V259H176ZM212 258V257H211ZM35 259V258H34ZM90 259V260H91ZM96 259V258H95ZM101 259H103V258H101ZM155 259V260H156ZM167 259V258H166ZM168 259H170L169 257H168ZM167 259V260H168ZM173 259V260H174ZM31 260V259H30ZM33 260V259H32ZM37 260H39V259H37ZM52 260H54V259H52ZM70 260H71V262H70ZM85 260V259H84ZM152 260V259H151ZM161 260V259H160ZM159 260V261H160ZM166 260V261H167ZM171 260V259H170ZM170 260H168L167 262L169 263V261ZM172 260V261H173ZM177 260H180V259H177ZM208 260H212V259H208ZM207 260V261H208ZM216 260H218V259H216ZM215 260V261H216ZM219 260H220V258H219ZM25 261H29V259L28 260H25ZM34 261V260H33ZM40 261V260H39ZM99 261V260H98ZM158 261V262H159ZM162 261V260H161ZM206 261V260H205ZM206 261V262H207ZM210 261H209V263H210ZM212 261H214V260H212ZM211 261V263H214V262H212ZM38 262V261H37ZM41 262V261H40ZM53 262V261H52ZM167 262H165V263H167ZM175 262H177L176 260H174V263ZM218 262H220V261H218ZM218 262H216V264H218ZM36 263V262H35ZM51 263V262H50ZM73 263V262H72ZM160 263V262H159ZM162 264H163V262H161ZM160 263V264H161ZM164 263V264H165ZM167 263V264H168ZM173 263V262H172ZM173 263V264H174ZM178 264L180 263H182V262H177ZM37 264H39V263H37ZM51 264H54V263H51ZM170 264V263H169ZM208 264V263H207Z\"/></svg>",
	"mask_w": 264,
	"mask_h": 264
}]
</instances>
